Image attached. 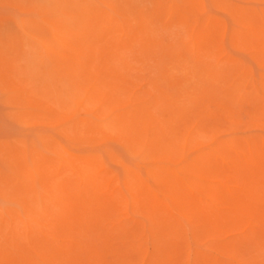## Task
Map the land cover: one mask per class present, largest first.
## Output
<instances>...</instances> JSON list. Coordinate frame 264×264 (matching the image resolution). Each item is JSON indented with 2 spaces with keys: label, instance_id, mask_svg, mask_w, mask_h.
<instances>
[{
  "label": "rangeland",
  "instance_id": "rangeland-1",
  "mask_svg": "<svg viewBox=\"0 0 264 264\" xmlns=\"http://www.w3.org/2000/svg\"><path fill=\"white\" fill-rule=\"evenodd\" d=\"M68 1L71 4L73 1V4L68 5ZM98 1L103 3L101 4ZM75 2L78 3L76 5L77 7L75 6ZM117 2L118 0H112V1L106 0V2L105 0L104 1L103 0H83V1L82 0L79 1L77 0H62V1L61 0H44V1L43 0H0V66L3 67V68L0 67V69L2 68L0 70V183L1 182L3 183L5 181L4 182L5 187L7 186V188H5L4 185H1L2 183L0 184V187L5 189L4 190L0 188L2 189L0 190V193L3 192V194L0 195V212L2 211L0 215V232H1L0 235L4 236V233L2 234V231L5 232V236L3 237V239L0 238V247H1L0 252L2 253L3 251V253H6V250H8L7 252L9 254L6 253L5 254L6 256L4 255L3 257H6L8 259V256L10 255V257L14 258V260L13 259L10 260L9 257L8 260L9 262L6 259V261L9 264H22L21 261L23 262V260L25 259H29L30 261L31 260L33 261L29 262V260L28 261L26 260L23 262V264H27L25 262H29V264L31 263L34 264L33 262L35 261L40 262V264L41 263L42 264L45 263L47 264H78L79 263L80 264V262L81 264H84L83 261H85V264L88 263L94 264V261L95 263L97 262V264H139V263L140 264L141 263L142 264H188V263L189 264H264V196H263L264 195V130H263L264 129V97H263L264 96V69H263L264 65L262 66V64H264V21H263L264 0H130L127 1L126 4H124L125 0L124 2H122V0L121 1L119 0V3L121 2L122 5ZM105 3H108L107 4L108 6L107 5L104 6ZM129 3L131 4V6H129ZM118 4L119 6L121 5L119 7L121 10L118 9ZM132 6L133 7L136 6V7L134 9H131L133 8ZM100 7L102 8V11ZM108 7L111 9H109ZM98 8L100 9L98 10ZM137 8L139 10H137ZM80 9H82L83 12ZM116 9L118 10V12L121 11V13L117 14L115 11ZM174 9L177 10L175 13H174L175 11ZM104 10L105 12H109L106 13L108 15H106L105 12L102 13ZM111 10L113 11V13H111L112 12ZM98 11H101V14L103 15H100V12ZM148 11L150 12L148 13ZM160 11L163 13L162 16H160L161 15ZM158 12L159 14L157 15ZM98 14L100 15V17L102 16L101 19L104 21H105L104 17L108 16L109 21L108 18H106L107 20L106 22H108L109 24L103 21L105 23L104 25V23H102V20L99 18ZM136 14L138 16H135ZM260 15H262V17ZM45 17L47 20L44 19ZM155 17L157 19H159V17L162 19L160 21L157 20ZM169 17L170 19L171 17L173 19L169 20L168 19ZM143 18L145 19V23ZM163 19H165L163 21L164 23L162 22ZM110 20L111 22H114L115 25L114 23H111ZM123 20L126 25L123 23ZM127 20L130 22V23L128 22V25H127ZM139 21L141 22V24ZM156 21H159L161 25L158 24V22ZM170 21L172 23H170ZM27 22L28 24L26 25ZM118 22L120 23V26L118 25L119 24ZM146 23L147 25L143 26ZM81 24H83L84 26ZM22 25L24 27L26 26L25 27L26 30L24 27H21ZM50 25L51 26L55 25L54 27L56 31L54 30V27L52 26L53 27L52 28ZM110 25H112L110 27L111 29L109 28ZM135 25L139 26L140 29L143 28L142 31L145 30L143 31L144 33H142L139 27ZM148 25L150 27L153 26L152 27L153 30L156 29L158 31L159 28H161V30L162 28H164L165 30L163 29L161 31L159 29L160 30L159 33L157 31H152L151 33L154 32V34L153 35L151 34L152 35L151 36L148 31L152 30V28L148 27ZM159 25L161 27H159ZM166 25L168 26V30H167L168 33L166 32L167 29ZM74 26L75 27L78 26V27L75 28ZM81 26H83L82 30H85L86 36L84 34V31L83 32L81 31ZM239 26L242 27L238 28ZM87 27L89 28V32L91 31V33L88 32V34H90L89 36L86 33L88 30ZM104 27L105 28L107 27L108 30L105 29ZM116 27H119V33L115 32L118 31ZM129 27H131V29H129ZM146 27L148 28L146 29ZM189 28H191L190 29L191 32L190 30H187ZM198 28H201L200 33ZM237 28L239 31L237 33H239L240 36H237L238 34L235 32ZM96 29H98V31ZM135 29H137L140 33ZM240 29L243 31H241ZM130 30L133 32V35L131 34ZM257 30H259V33H257L258 32ZM146 31L147 34H145ZM28 32L30 33L29 35ZM188 32L190 34H187ZM233 32L236 34H234ZM106 33L108 35H106ZM134 33L137 35H135ZM164 33L166 35L162 37ZM191 34L193 36H191ZM256 34L259 36L257 37ZM91 35L92 37L94 36L93 37L94 39L91 37ZM134 35L136 36V38L134 37ZM200 35L202 36L200 37ZM129 36L130 38H128ZM137 36L139 37L137 38ZM144 36L145 38H143ZM209 36L213 37L212 39L213 42L207 38ZM21 37L23 38L21 39ZM89 37L90 40L92 38L91 42L93 45L92 44L90 45L91 42H89L90 41ZM131 37H133V39H131ZM203 37H205L206 39ZM110 38L113 41H111ZM127 38L129 40H127ZM214 38L219 39L218 43L216 41L217 39L215 40ZM130 39L133 42H131ZM139 39L141 43L143 42L144 43L143 44L140 43L141 45H139L138 44L140 42ZM21 40L23 43L24 42L26 43L24 44L21 43L22 44L21 45L19 43L21 42ZM80 40L84 42V43L82 42V45H80L81 44ZM120 40L121 42L119 43ZM144 40H146L147 42ZM164 40L165 42H163ZM172 40L174 42L176 41L175 42L176 44ZM183 40L186 41L184 42ZM195 40L196 41L198 40V42H196ZM206 40L209 41V43L211 41L212 42L210 43L211 45H209V43H207ZM27 41H29L30 43ZM87 41L89 44L86 43L87 44L86 46L88 47L84 46L85 42ZM205 41L209 46L205 44ZM257 41L260 42L258 43ZM39 42H41L42 44ZM109 42L110 43L112 42L113 44L111 45ZM126 42L129 44L131 42L133 44H130V46H128ZM150 42H152L151 49L149 47ZM169 42L171 45L173 44L172 47H174L175 49L174 48L172 49L171 46L169 45L168 46L169 52H168L167 45ZM162 43L163 46L161 45ZM203 43L206 46H208V48L205 45H203ZM183 44L188 46L187 47L182 46ZM220 44H222L224 47H222ZM75 45H77L78 48L82 47L81 49H84L82 50V52L86 50V52H83L84 55L81 54L82 53L81 50L75 47ZM118 45H121V49H119L120 46ZM153 45L154 47L156 46V49L153 47ZM159 45H161L160 47L162 48V51L165 52V55L161 51ZM219 45L222 48L219 47ZM131 46L133 48H131ZM109 47L112 48L110 52H109L110 50ZM75 48L77 49V51L80 50L79 52L81 53L77 52ZM128 48L133 53L132 52L130 53L128 51L129 50ZM157 48L158 50L159 49L160 50L158 51ZM170 48L172 50H170ZM189 48H191L193 51H191V49ZM25 49L28 52H25L24 51ZM124 49L126 50V53H128L127 54L128 56L132 54L131 55L132 59H130L132 61L131 62L132 66L133 65L134 66L139 65V66L136 67L131 66V68H128L130 63L129 65H127L128 67L126 66V64L128 63H125V66L123 65L125 62L124 60L127 57L125 56L126 53L124 52ZM152 49L154 50L155 53L158 54V56L160 55V57H158L157 54H155ZM41 50H43L44 52H42ZM121 50L125 53V55L121 56L119 54L120 55L119 56L118 54H116L119 51H120L119 53H121L122 52ZM173 50H175L176 52L175 51L173 52ZM144 51H146L145 58L147 60L144 58L145 56ZM151 51L155 55L151 54L152 53ZM19 52L22 57H20ZM147 52L148 55L151 56L150 58L149 57L147 58L148 56ZM23 53H25V55ZM28 53H30V56ZM205 53L207 54L205 55ZM112 54L113 55L115 54V57L116 55H118L116 57L118 59L114 58ZM162 54H163V58L161 56ZM181 54L184 56H181ZM76 55L78 57H76ZM87 55L91 59V61L85 60L87 58L86 57ZM152 55L153 58L155 56L154 59L152 58ZM26 56H28L30 62L29 60L24 59V57L27 59ZM138 56L141 57L137 59ZM79 57L81 58L83 57L85 59L82 58L80 60ZM128 58L130 57H127L126 62H130ZM157 58L159 59V61L157 60ZM21 59L23 60L25 66L22 65L23 62ZM93 59H95L94 60L95 62L94 61L92 62ZM139 59L140 60L142 59L141 60L142 62H140ZM143 59H145L144 62ZM155 59L157 60V62ZM177 59H179L180 61H178ZM82 60H84L85 62H83ZM136 60L137 61L139 60L138 63L139 62L140 63L139 64L136 63L137 62ZM16 61L22 63H18L19 64L18 65ZM76 61H78V63ZM57 62H59V64ZM84 63L86 64L89 63L88 67ZM92 63L93 65H91ZM110 63H112V65L114 66H111ZM57 64L59 65V68ZM78 64L80 65V68H86L85 70L86 72L88 69L89 74L82 72L84 71L82 69L79 70L81 72H78L80 74H76L77 72L75 71L77 70L76 67L78 66L77 68L79 69ZM94 64L95 65L99 64V67H96L97 66L96 65L95 69L99 68L98 70L101 71L100 74L97 73L98 70L96 71V74L95 71L93 74V70H95ZM21 66L26 67V69L24 67L23 69ZM62 66H65L66 68L65 67L62 68ZM15 67L16 69L21 68L23 70L21 71V69H19L18 72H15L17 71ZM54 67L55 69L58 68L59 70L56 71V74L58 73L60 75L61 73L60 76L58 75L59 78H57L56 77L57 75H55V71L53 70ZM60 69H62V71ZM64 69L66 70L65 71L66 74L62 73ZM71 69L74 70V72ZM89 69H92V75H91V71L89 72ZM110 69L116 72L112 73ZM25 70L27 71V74ZM19 71L24 73L21 74V72ZM49 72L52 75L47 74ZM16 73L17 74L20 73V74L17 75ZM252 73L255 74L254 78L252 77ZM71 74H75L73 75L74 77ZM76 75H78L79 77H76ZM87 76L90 77L92 76L91 77L92 80L91 78L90 79L87 78ZM48 77H51L52 79L50 78L49 80ZM67 77L70 78H68L67 80L66 79ZM42 78L43 79L47 78V79L43 80ZM95 78L97 79V81H95L96 80ZM70 79L72 81H70ZM253 79L256 80L255 84ZM47 80H49L50 82L53 81L54 83L52 82V84H50V82ZM61 80L63 81L61 82ZM66 80L68 82L70 81L69 82L70 85L66 82ZM175 80H177L176 84L178 83L179 84L177 87H172L174 86L173 85L174 82L172 81ZM73 81H75L76 83ZM18 82L21 84H19ZM82 82L83 84L81 85L80 83ZM94 83L95 84L98 83V84H96L95 86ZM103 83L106 84V86H104ZM47 85L48 86L52 85V86H49L48 88ZM67 85L68 87H66ZM72 85H74V88L73 87L70 88ZM25 86L26 87L28 86V88H26ZM92 86L96 88L92 89L93 88ZM77 87L80 90L77 89ZM89 87L92 88L90 89ZM102 87L104 89H102ZM106 87L107 88L113 87V88L109 91V89H107ZM120 87H122L123 89L120 90L121 89ZM46 88L48 90H46ZM23 89L26 92L22 91ZM69 89H71V92ZM101 89L104 92L105 90L106 91L108 90V92H105L106 95L104 94V92H102L101 94ZM72 90L75 91V93L77 94L73 93ZM81 90L83 93L81 92ZM114 90H116L115 91L116 93L114 92ZM78 91L82 93V95L80 94L81 97L79 96ZM20 92L23 93L25 96L20 94ZM202 92L205 97L199 95ZM20 95L23 96V97L21 96V99H19ZM26 95L33 96L31 97L32 99L30 98V102H28L30 96H26ZM74 95L77 96V98ZM68 96L70 98H68ZM82 96L84 99L82 98ZM97 96L101 100H98ZM195 96L199 97L200 99L197 97L195 99ZM37 97H39V99ZM92 97H94L95 99ZM102 98L103 100L104 99L105 100L102 101ZM41 99L43 102L41 101ZM13 101L14 102L16 101L17 103L16 102L14 103ZM57 102L58 104L60 103L59 106H57L58 105ZM104 102L108 105L104 104ZM204 104L206 106H204ZM24 105L26 106L28 105V106L26 107ZM55 105L56 107H54ZM78 105L80 108L78 107ZM148 105L150 108L148 107ZM46 107H48V109ZM98 107L101 108L99 109ZM54 108H57L59 111ZM124 108L127 109L129 108L130 112H128L127 109ZM22 110H25V112H21ZM49 110L51 111L47 112ZM56 111L58 112V115ZM80 111L82 113H80ZM66 112L69 114V116ZM84 112L86 114L88 112V114H90L92 117L88 114L87 115L84 114ZM143 112H145V114ZM22 113H25V116L24 114L22 115ZM41 113L44 114L47 113V114L43 116L44 114L41 115ZM59 113L62 115L63 118L64 117L66 118V116L68 117L66 119L65 118L62 119ZM95 113H97V115ZM104 113L106 114L104 115ZM39 114L40 116H38ZM110 114L112 115L109 117ZM54 115L55 117H57L56 119L58 120V123L56 119H54L55 121L51 120L52 123H50L51 121H49V119L55 118ZM93 115L97 116V118L94 119L95 116L93 117ZM59 116L61 119L59 118ZM110 118L113 119H111L110 121L109 120ZM143 119L146 120L143 121ZM69 122L71 126L70 124H68ZM47 123L49 124L50 127L48 126ZM143 125H145V127ZM58 126L60 129L58 128ZM74 126L75 129H73ZM124 126H128V128H130L128 129L129 132H127V129H125L126 127ZM43 127L45 130L46 129L48 130H46V132L44 131V129L39 131ZM71 127L73 131L70 129ZM135 127L137 128V130L139 129V131H137ZM80 130L82 133L79 132ZM90 130L94 132L91 131L92 132L91 133ZM70 131H72L74 135ZM106 131L107 134L109 133L108 135H106ZM78 132L81 134H79ZM185 132H188L187 133L188 135ZM226 132L228 135L226 134ZM75 133H76V137L79 136L80 138L79 137L76 138ZM92 134L93 135L96 134V136L99 135L97 137L98 139L96 138V136H92ZM103 134L106 136H103ZM59 135L63 138H61ZM72 135L75 137V139L74 137L72 138ZM88 135L90 136L88 137ZM141 135L143 136L145 135V136L143 137ZM84 136L88 138H85ZM126 136L127 138L130 137L131 138L127 140ZM134 136H136L137 138L139 137L140 140L138 139L139 141H137V138ZM99 137H101V139ZM39 138H41L42 140ZM82 138L83 140H81ZM76 139L77 140L79 139V141H76ZM106 139H108L109 141ZM181 139L182 141L184 139V141L182 142ZM66 140L69 141L67 142ZM70 140H74V142H71ZM35 141L37 143L39 141L41 146H39V144L37 145ZM129 141H130L129 143L130 145L128 144ZM63 142L67 144L64 143L65 144L64 145ZM75 142L77 144H75ZM198 142L201 143L199 144ZM51 143L54 145V147ZM78 143L80 145H78ZM106 143H108L109 145H107ZM144 143H146L147 145H145ZM179 143L181 144V146ZM196 143H198L200 146ZM68 144L70 147L68 146ZM105 144L108 146V149ZM195 144L199 146V148L196 147ZM50 145L51 148L49 147ZM99 145H103V146H99ZM205 145L207 146L204 148L203 146ZM27 146L29 147L31 146L30 148L31 149L34 148V149L29 150V147L27 149ZM38 146L39 148L41 147L42 148L39 149ZM94 146H96L95 153L96 154L98 153L97 154L98 156L95 153H93ZM109 146H111V148ZM183 146L184 148L186 147L184 149L185 151H183L182 148ZM194 146L196 149H193ZM97 147H99L98 150L101 151L103 154L97 150ZM188 147H190V149ZM22 148L24 150H22ZM47 148L48 150L51 151L46 150ZM18 151H20L19 154L22 159L18 157L16 153ZM49 152L50 153L52 152L53 155L49 154ZM62 152H64L67 156L62 155ZM143 152L145 155H143ZM154 152L157 153L155 159L152 157V155H155ZM159 152H161V154ZM27 153L29 154V156L31 155V157L27 156L28 155ZM48 155L51 157V159L50 157H48ZM86 155L88 158L86 157ZM92 155L96 156V157L93 156V161L96 164L94 162L92 164L91 163L92 161H90L92 160L91 158ZM54 156H58L60 159ZM218 156H220V158ZM73 157L78 161L75 160L76 161L75 162L73 160ZM29 158H31V161ZM167 158H169V160ZM193 158L194 160H192ZM56 159L59 163H57ZM114 159L119 164L121 163L126 164L124 165L126 167V170L131 172L128 173L132 174L133 172V174L137 176L136 177L133 175L134 178L137 179L138 175L140 177L143 175L141 177V180L137 179V181L140 180L138 182L139 185H137L138 184L136 183L137 181L135 182L136 179L131 178L133 176L129 175L127 171L123 169L124 166L122 164L120 166L119 164H117V162H116L117 165L114 163L115 162ZM141 159L143 160V162L144 161L146 162L140 163ZM96 160L99 161L97 162ZM119 160L121 163L119 162ZM188 160H192V161L188 162ZM169 161H174V163H170ZM186 161L188 163H186ZM63 162L69 163L68 165H70V166H66L67 171L65 170V166H63L64 164ZM100 162L101 165H99ZM132 162L133 163L136 162V163L133 164ZM192 162H194L195 164H193ZM55 163H57L58 168L57 165H53V166L51 165ZM66 163L64 165H67ZM130 163H132V165ZM72 164L75 166L76 169L73 167ZM140 164L141 166H139ZM32 165L33 166L35 165L33 167L34 169H36L35 172L34 169L30 168L32 167ZM180 166H182L184 169L187 168V170L183 171L184 169ZM63 167L64 169H62ZM120 167L123 170H121ZM139 167L140 168L143 167L144 169L142 168L141 170ZM148 167L150 169H148ZM160 167L161 168L163 167V169H160ZM179 167L182 168V170ZM55 168L59 170L56 171L57 169L55 170ZM144 170L147 172L144 173L145 172ZM28 171L30 175L29 173H27ZM73 171L75 173H73ZM77 172H79L80 174H78ZM136 172H138V174H136ZM40 173H42L43 175L44 174L47 175V177L49 179L51 178V180H48V182H46L48 178L45 175L44 176L42 174L40 175ZM60 173H62V175ZM121 173H122V178L120 176ZM8 174L11 175V177L15 176L16 178L14 177V179L16 181L13 179L12 181L14 182L11 183L12 182L11 179L13 177L10 178ZM146 174L148 176H146ZM25 175L27 176L25 177ZM37 175H39L40 177H37ZM4 176L6 177V180ZM23 176L24 178H26L27 185L24 184L25 179H23ZM111 177L113 178L110 179ZM37 178L39 179L38 181ZM202 179L204 180L203 182H201ZM23 180L24 182H22ZM126 180L127 182L125 183ZM18 181L22 183L19 184L20 182L18 183ZM39 181L41 185H39ZM43 181H45L46 185L48 184L47 187H45V190L42 189V187L44 188V186H46ZM205 181L207 182V184ZM35 182H38V184H36ZM217 182H219L220 184ZM148 183H152V184H148ZM126 184L129 185V187L130 185H133L131 186L132 188L129 189L130 192L127 189L129 187L128 186L126 187ZM11 185L15 186V188L13 189L12 188L13 186ZM28 185H30V187ZM21 186L24 192L28 190V189L26 190L25 188H29L30 191L26 193L22 192L21 190H19ZM17 187L20 188L18 189ZM72 188L73 189L75 188L74 190L77 189L76 191L78 193H76V191H74ZM83 188H85L86 190H84ZM111 189L113 190L111 191ZM7 190L9 192H7ZM156 190H158V192ZM45 191H49V193ZM4 192L5 194L7 193L9 194L5 196ZM20 192L22 194H20ZM29 192L30 193L35 192L34 193L35 195H32ZM123 192L125 193V196ZM10 194H12L10 196L11 199L9 198ZM27 194H30L32 197ZM60 195H64V196H60ZM157 196H159V198ZM198 196L200 198H198ZM5 197H8L10 200L4 201L3 198L5 200L8 199ZM43 197L45 198L43 199ZM51 197L53 198L54 201L52 200ZM68 197L70 200L74 199L73 201H75L76 203L72 201V204L75 207L68 206L69 205L68 203L71 204ZM21 198H23L24 200ZM62 198L64 202L68 201L66 207L69 208V211L68 208L67 209L64 208L66 203L62 201ZM202 199L204 201H202ZM56 200H58L59 202L58 201H57L58 203L55 202ZM60 201L61 203H64L63 204L64 207L61 205ZM134 201L137 202L135 203ZM125 202L128 205L125 204ZM35 203L38 206H36ZM40 203L42 204V206ZM50 203L54 204V206ZM31 205H33V208H31L32 207ZM6 206L10 208V209L7 208L8 211L5 210ZM125 206L127 208H125ZM20 207L23 209L25 207V209L22 211ZM59 207L64 208V210L68 212H65L62 208ZM70 207L74 208L75 210L74 209L73 210L75 212ZM35 208L38 209V211L40 212H38L37 210L35 212ZM57 209L58 210L62 209L63 214L64 213L67 214L63 215L62 210L58 211L57 213H54V211L56 212ZM20 210L22 211V213ZM70 210H72V213H69ZM135 210H137V212ZM29 211L30 212L32 211L31 216H29L31 214ZM46 211H49L51 213L49 212L47 213ZM16 212H18L19 216L17 215ZM37 212L40 214H37ZM58 213H60L59 214L60 216L62 214L60 220L59 218H57L60 217L58 216ZM133 213H136L137 215ZM142 213L145 214L142 215ZM48 214L50 217H48ZM50 214L51 215L57 214V215H53L54 216L53 217ZM33 215L35 216V220L37 219V217L41 216L39 217L41 221H39V219H37L38 221H35L33 219L34 218ZM44 215L47 220L43 219ZM17 216L18 218H16ZM27 216L30 218H28ZM145 216L146 217L149 216V217L146 218ZM49 218L51 220L58 219V221L56 222L54 221L52 222L53 224H51ZM42 219L44 220L45 223H43ZM29 221L32 222V225L29 224L30 223ZM17 222L18 224H16ZM44 224H47V226L48 224H51L49 225V228L45 227L48 229L46 231L45 228L42 227L44 226ZM4 225L5 227L6 225H8L9 228L7 227L3 228ZM51 226L53 227L54 230L53 233L50 232L51 230L50 228H52ZM190 226H192L195 229L193 228L190 229ZM34 228L39 230V232L41 233L40 234L37 230H35L36 235L37 233L40 234L39 236L37 235L40 238V240L35 235L34 230H32ZM16 229H18L17 231L19 233L16 231ZM84 230L85 231L87 230L86 233L88 234H86ZM193 231H195V233H193ZM49 232L51 233L50 235ZM47 233L48 235H46ZM226 234H228V236H226ZM11 235L13 237H11ZM41 235L42 238L45 239V241H43ZM35 236L37 239L35 238ZM10 237L12 239H10ZM23 237L26 240L22 239ZM45 237H48L50 239L48 238L46 239ZM7 239L13 240L12 244L9 243L10 241H7ZM32 240L37 242L35 247L32 246L33 245ZM6 241L10 245L6 244ZM47 242L49 243L47 244ZM26 243L29 247L27 245H24ZM51 244H53L54 246ZM3 245H5L6 248L5 246L3 247ZM9 246L11 247L13 246L12 247L13 249L12 248L8 249ZM26 246L28 247V249L26 248ZM188 246H189V250L187 249ZM16 247L18 249H16ZM36 247L39 248V250L36 251L38 253L34 251ZM20 248H22L25 251V253L23 252V255L20 252L22 251V249ZM24 248H26L29 253L28 252L26 253V250ZM11 249L14 250V253ZM42 250L46 252H43L44 253L43 254L41 252ZM39 251L41 252V254H39L40 253ZM19 252H20L19 257L20 255H22L20 258H18ZM97 252L98 254H96ZM1 253H0V257H1L0 260L2 262L0 264H4L5 260L2 257L3 254L1 255ZM10 253H12L13 255L15 254V256H11ZM25 254L28 255L30 254L29 256L31 255L32 256L26 258ZM34 255H38V256L34 257ZM40 255L42 259L43 257H46L44 258V263L43 260L40 258ZM48 255H50L49 258H47ZM72 255L75 256V261ZM24 257L25 259L22 260V258ZM16 259L19 260L18 261L19 263L17 261L15 262ZM78 260L80 262H78ZM36 262L35 264H39Z\"/></svg>",
  "mask_w": 264,
  "mask_h": 264
},
{
  "label": "bare ground",
  "instance_id": "bare-ground-1",
  "mask_svg": "<svg viewBox=\"0 0 264 264\" xmlns=\"http://www.w3.org/2000/svg\"><path fill=\"white\" fill-rule=\"evenodd\" d=\"M43 1H44V0H43ZM61 1H62V0H61ZM77 1H79V0H77ZM82 1H83V0H82ZM103 1H104V0H103ZM111 1H112V0H111ZM120 1H121V0H120ZM127 1H130V0H127ZM127 1L125 0V2H124V0H122V2H124V4H126ZM36 2H37V1H36ZM63 2H64V1H63ZM70 2H71V1H70ZM98 2H100V1H98ZM98 2H97V3H98ZM105 2H106V0H105ZM41 3H42V2H41ZM44 3H45V2H44ZM55 3H56V2H55ZM100 3L102 4L103 2H100ZM108 3H109V2H108ZM108 3H105L104 6L107 5ZM117 3H119V0H118ZM64 4H65V3H64ZM70 4H71V3H69V1H68V5H70ZM72 4H73V1H72ZM72 4H71V5H72ZM77 4H78V3L75 2V6H76ZM113 4H114V3H113ZM119 4H121V2H120ZM119 4H118V9L121 10L119 7H120L122 4H121L120 6H119ZM127 4H128V3H127ZM171 4H172V3H171ZM42 5H43V4H42ZM134 5H135V4H134ZM49 6H50V5H49ZM51 6H52V5H51ZM88 6H89V5H88ZM102 6H103V5H102ZM107 6H108V5H107ZM107 6H106V7H107ZM129 6H131L130 3H129ZM138 6H139V5H138ZM172 6H173V5H172ZM179 6H180V5H179ZM47 7H48V6H47ZM59 7H60V5H59ZM76 7H77V6H76ZM111 7H112V6H111ZM132 7H133V6H132ZM135 7H136V6H135ZM135 7L131 8V9H134ZM44 8H45V7H44ZM92 8H93V7H92ZM100 8H101V7H100ZM100 8H98V10H99ZM108 8H109V7H108ZM115 8H117V7H115ZM115 8H113V9H115ZM171 8H172V7H171ZM57 9H58V8H57ZM93 9H94V8H93ZM104 9H105V8H104ZM109 9H111V8H109ZM113 9H112V10H113ZM47 10H48V8H47ZM80 10H82V9H80ZM83 10H84V8H83ZM83 10H82V12H83ZM112 10H111V11H112ZM137 10H139V9L137 8ZM170 10H171V9H170ZM174 10H175V11H174V13H175L177 10H176V9H174ZM43 11H44V10H43ZM101 11H102V8H101ZM101 11H98V12H100V15H103V14H101ZM106 11H107V9H106ZM115 11H116L117 14H118V13H121V11L118 12L117 9H116ZM115 11H114V12H115ZM133 11H134V10H133ZM146 11H147V10H146ZM181 11H182V10H181ZM104 12H105V10H104L102 13H104ZM136 12H137V11H136ZM140 12H141V11H140ZM149 12H150V11H148V13H149ZM160 12H161V11H160ZM45 13H47V12H45ZM80 13H81V11H80ZM106 13H109V12H105V14H106ZM111 13H113V11H112ZM146 13H147V12H146ZM164 13H165V12H164ZM36 14H37V13H36ZM134 14H135V12H134ZM152 14H153V13H152ZM158 14H159V12L157 13V15H158ZM160 14H161L160 16H162L163 13L161 12ZM168 14H169V13H168ZM260 14H261V13H260ZM37 15H38V14H37ZM37 15H36V17H37ZM43 15H44V14H43ZM93 15H94V13H93ZM98 15H99V14H98ZM100 15H99V18L101 19L102 16L100 17ZM106 15H108V14H106ZM115 15H116V14H115ZM119 15H121V14H119ZM150 15H151V14H150ZM155 15H156V14H155ZM45 16H46V15H45ZM74 16H75V15H74ZM111 16H112V14H111ZM117 16H118V15H117ZM135 16H138V15L136 14ZM140 16H141V15H140ZM173 16H174V15H173ZM173 16H172V17H173ZM260 16L262 17V15H260ZM48 17H49V16H48ZM59 17H60V16H59ZM94 17H95V16H94ZM123 17H124V16H123ZM142 17H143V16H142ZM172 17H171V19H173L175 16H174L173 18H172ZM39 18H41V17H39ZM39 18H38V19H39ZM96 18H97V16H96ZM106 18H108V16H107V17H104L105 21L101 19V20H102V23H104V22L107 21ZM111 18H112V17H111ZM113 18H114V16H113ZM127 18H128V17H127ZM135 18H136V17H135ZM145 18H146V17H145ZM155 18H156V17H155ZM155 18H154V19H155ZM44 19H46V17H45ZM50 19H52V18H50ZM84 19H85V18H84ZM94 19H95V18H94ZM118 19H119V18H118ZM125 19H126V18H125ZM125 19H124V20H125ZM136 19H137V18H136ZM143 19H144V18H143ZM156 19H157V18H156ZM161 19H162V18L159 17V19H157V20H160V21H161ZM168 19L171 20L170 17H169ZM35 20H36V19H35ZM46 20H47V19H46ZM48 20H49V19H48ZM76 20H77V19H76ZM85 20H86V19H85ZM112 20H113V19H112ZM124 20H123V23L125 24ZM129 20H131V19H129ZM137 20H138V19H137ZM164 20H165V19H163L162 22H163ZM31 21H32V19H31ZM51 21H52V20H51ZM67 21H69V20H67ZM103 21H104V22H103ZM108 21H109V18H108ZM120 21H121V20H120ZM140 21H141V20H140ZM140 21H139V22H140ZM148 21H149V20H148ZM263 21H264V20H263ZM21 22H22V21H21ZM34 22H35V21H34ZM79 22H80V21H79ZM79 22H78V23H79ZM89 22H90V21H89ZM99 22H100V21H99ZM110 22H111V20H110ZM128 22H129V21L127 20V25H128ZM156 22H158V24H160L159 21H156ZM156 22H155V23H156ZM162 22H161V23H162ZM31 23H32V22H31ZM40 23H41V21H40ZM45 23H46V22H45ZM58 23H59V20H58ZM58 23H57V24H58ZM106 23H108V22H106ZM111 23H114V22H111ZM111 23H110V24H111ZM116 23H117V22H116ZM118 23H119V22H118ZM121 23H122V22H121ZM129 23H130V22H129ZM144 23H145V19H144ZM144 23H143V24H144ZM148 23H149V22H148ZM151 23H152V21H151ZM153 23H154V22H153ZM163 23H164V22H163ZM165 23H166V22H165ZM170 23H172V22L170 21ZM192 23H193V22H192ZM237 23H238V21H237ZM21 24H22V23H21ZM27 24H28V22L26 23V25H27ZM43 24H44V23H43ZM52 24H53V22H52ZM68 24H69V22H68ZM68 24H67V25H68ZM108 24H109V23H108ZM124 24H123V25H124ZM140 24H141V22H140ZM193 24H194V23H193ZM193 24H191V25H193ZM205 24H207V23H205ZM208 24H209V23H208ZM32 25H33V24H32ZM32 25H31V26H32ZM79 25H80V24H79ZM81 25H83V24H81ZM85 25H86V24H85ZM88 25H89V24H88ZM104 25H105V23H104ZM114 25H115V23H114ZM118 25L120 26V23H119ZM125 25H126V24H125ZM146 25H147V23H146L145 25H143V26H146ZM160 25H161V24H160ZM160 25H159V27H161ZM163 25H165V24H163ZM194 25H195V24H194ZM237 25H240V24H237ZM33 26H34V25H33ZM50 26H51V25H50ZM52 26H53V25H52ZM52 26H51V27H52ZM54 26H55V25H54ZM54 26H53V27H54ZM61 26H62V25H61ZM83 26H84V25H83ZM83 26H81V31H82V32L84 31V34H85V30H82V27H83ZM111 26H112V25H110L109 28H110ZM135 26H137V25H135ZM166 26H167V25H166ZM171 26H172V24H171ZM21 27H24V26L22 25ZM25 27H26V26H25ZM25 27H24V28H25ZM48 27H49V26H48ZM53 27H52V28H53ZM63 27H64V25H63ZM74 27H75V26H74ZM76 27H78V26H76ZM76 27H75V28H76ZM90 27H91V25H90ZM122 27H123V26H122ZM137 27H139V26H137ZM148 27H150V26L148 25ZM148 27H146V29H147ZM152 27H153V26H151L150 28H152ZM154 27H155V25H154ZM157 27H158V26H157ZM195 27H196V26H195ZM204 27H205V26H204ZM241 27H242V26H239L238 28H241ZM257 27H258V26H257ZM24 28H23V29H24ZM28 28H29V27H28ZM28 28H27V29H28ZM58 28H59V27H58ZM87 28H88V27H87ZM104 28H105V27H104ZM104 28H103V29H104ZM135 28H136V27H135ZM201 28H202V27H201ZM201 28H198V29H199V33H200V29H201ZM238 28H237L236 31L234 30L236 33L239 32V31H238ZM259 28H260V27H259ZM23 29H22V30H23ZM77 29H78V28H77ZM85 29H86V28H85ZM93 29H94V28H93ZM99 29H102V28H99ZM105 29H107V27H106ZM110 29H111V28H110ZM110 29H109V30H110ZM116 29H118V31H115V32L119 33V27H116ZM116 29H115V30H116ZM129 29H131V27H129ZM137 29H138V28H137ZM137 29H135V30L138 31V30L140 29V27H139L138 30H137ZM142 29H143V28H142ZM142 29H140V30L142 31ZM159 29L161 30V28H159ZM159 29H158V31H157L156 29L153 30V28H152V30H150V31H148V32L150 33V35H151V34L153 35L154 32H153V33H151V32H152V31H157V32L159 33V31H160ZM163 29H164V28H162V30H163ZM169 29H170V28H169ZM190 29H191V28H189V29H187V30H190ZM25 30H26V28H25ZM54 30H55V27H54ZM78 30H79V29H78ZM86 30H87V29H86ZM90 30H91V29H90ZM96 30L98 31V29H96ZM96 30H95V31H96ZM107 30H108V29H107ZM113 30H114V29H113ZM124 30H125V29H124ZM135 30H134V31H135ZM140 30H139V31H140ZM162 30H161V31H162ZM164 30H165V29H164ZM167 30H168V26H167V29H166V32L168 33ZM240 30H241V29H240ZM245 30H246V29H245ZM52 31H53V30H52ZM55 31H56V30H55ZM79 31H80V30H79ZM81 31H80V32H81ZM92 31H93V30H92ZM100 31H101V30H100ZM127 31H128V30H127ZM130 31H131V30H130ZM139 31H138V32H139ZM143 31H145V30H143ZM143 31H142V33H144ZM169 31H170V30H169ZM193 31H194V30H193ZM241 31H243V30H241ZM257 31H258L257 33H259V30H257ZM12 32H13V31H12ZM22 32H23V31H22ZM88 32H89V28H88V30H87L86 33L88 34ZM102 32H103V31H102ZM102 32H101V33H102ZM104 32H105V30H104ZM109 32H110V31H109ZM128 32H129V31H128ZM166 32H165V33H166ZM190 32H191V30H190ZM195 32H196V31H195ZM203 32H204V31H203ZM53 33H54V32H53ZM89 33H91V31H90ZM107 33H108V31H107ZM107 33H106V35H108ZM126 33H127V32H126ZM129 33H130V32H129ZM139 33H140V32H139ZM155 33H156V32H155ZM165 33H164V35L162 34L163 36H162V35H161V36L164 37V36L167 34V33H166V34H165ZM193 33H194V32H193ZM210 33H212V32H210ZM233 33H234V32H233ZM236 33H234V34H236ZM240 33H241V32H240ZM29 34H30V33L28 32V35H29ZM81 34H82V33H81ZM113 34H114V32H113ZM127 34H128V33H127ZM131 34L133 35V32H132V31H131ZM134 34H135V33H134ZM145 34H147V31L145 32ZM187 34H190V33L188 32ZM237 34H238L237 36H240L239 33H237ZM89 35H90V34H88V36H89ZM128 35H129V34H128ZM135 35H137V34H135ZM135 35H134V37L136 38ZM139 35H140V34H139ZM152 35H151V36H152ZM156 35H157V34H156ZM197 35H198V33H197ZM197 35H196V36H197ZM256 35H257V34H256ZM30 36H31V35H30ZM85 36H86V34H85ZM111 36H112V35H111ZM114 36H115V35H114ZM151 36H150V37H151ZM154 36H155V35H154ZM159 36H160V35H159ZM187 36H188V35H187ZM191 36H193V35L191 34ZM201 36H202V35H200V37H201ZM258 36H259V35H257V37H258ZM31 37H32V36H31ZM54 37H55V35H54ZM80 37H81V36H80ZM91 37H92V35H91ZM93 37H94V36H93ZM93 37H92V38H93ZM116 37H117V36H116ZM138 37H139V36H137V38H138ZM156 37H157V36H156ZM184 37H185V36H184ZM198 37H199V35H198ZM209 37H212V36H209ZM209 37H207V38L210 39V40L213 42V40H212L213 37H212V38H209ZM22 38H23V37H21V39H22ZM32 38H33V37H32ZM35 38H36V37H35ZM92 38H91V40H92ZM105 38H106V37H105ZM128 38H130V36H129ZM128 38H127V40H129ZM135 38H134V39H135ZM143 38H145V36H144ZM154 38H155V37H154ZM170 38H173V37H170ZM189 38H190V37H189ZM192 38H193V37H192ZM195 38H196V37H195ZM203 38H205V37H203ZM33 39H34V38H33ZM37 39H38V38H37ZM93 39H94V38H93ZM131 39H133V37H131ZM131 39H130V40H131ZM140 39H141V38H140ZM140 39H139V41H140ZM146 39H147V37H146ZM151 39H152V38H151ZM162 39H163V38H162ZM193 39H194V38H193ZM205 39H206V38H205ZM214 39L216 40L217 38H214ZM27 40H28V39H27ZM35 40H36V39H35ZM78 40H79V39H78ZM89 40H90V37H89ZM89 40H88V41H89ZM91 40H90L89 42H91ZM96 40H97V39H96ZM96 40H95V42H96ZM110 40L113 41L111 38H110ZM122 40H123V38H122ZM157 40H158V39H157ZM165 40H166V39H165ZM165 40H164L163 42H165ZM167 40H168V39H167ZM191 40H192V39H191ZM198 40H200V39H198ZM198 40H197V41L195 40V41L198 42ZM215 40H214V41H215ZM36 41H37V40H36ZM57 41H58V40H57ZM60 41H61V40H60ZM80 41H81V40H80ZM88 41L85 42V45H84V46H86L87 44H89ZM114 41H115V39H114ZM135 41H136V40H135ZM139 41H138V42H139ZM144 41H146V40H144ZM172 41H173V40H172ZM183 41H184V40H183ZM185 41H186V40H185ZM185 41H184V42H185ZM206 41H207V40H206ZM206 41H205V44L208 45L207 43H209V41H207V43H206ZM211 41H210V43H212ZM216 41H217V43H218L219 39H217ZM27 42H29V41H27ZM37 42H38V41H37ZM82 42H83V41H81V44H80V45H82ZM95 42H94V43H95ZM120 42H121V40L119 41V43H120ZM122 42H123V41H122ZM131 42H133V41L131 40ZM131 42H130V44H133V43H131ZM146 42H147V41H146ZM152 42H153V40H152ZM152 42H150V44L148 43V44L150 45V46H149L150 49H151V45H152L151 43H152ZM173 42H174V41H173ZM175 42H176V41H175ZM175 42H174V43H175ZM188 42H189V41H188ZM190 42H191V41H190ZM257 42L259 43L260 41H257ZM19 43H20V44L23 43L22 40H21V42H19ZM24 43H26V42H24ZM24 43H23V44H24ZM29 43H30V42H29ZM39 43H41V42H39ZM61 43H62V42H61ZM83 43H84V42H83ZM86 43H87V44H86ZM109 43H110V42H109ZM116 43H117V41H116ZM140 43H141V41H140L138 44L141 45V44H143L144 42L141 43V44H140ZM154 43H155V42H154ZM160 43H161V42H160ZM210 43H209V45H211ZM219 43H220V42H219ZM255 43H256V42H255ZM27 44H28V43H27ZM41 44H42V43H41ZM62 44H63V43H62ZM91 44H92V42L90 43V45H91ZM110 44L112 45L113 43L111 42ZM123 44H124V43H123ZM126 44H127L128 46H130L129 43L126 42ZM136 44H137V43H136ZM164 44H165V43H164ZM175 44H176V43H175ZM186 44H187V43H186ZM188 44H189V43H188ZM205 44L203 43V45H205ZM213 44H214V43H213ZM213 44H212V45H213ZM21 45H22V44H21ZM25 45H26V44H25ZM32 45H33V44H32ZM43 45H45V44H43ZM80 45H79V46H80ZM90 45H89V46H90ZM92 45H93V44H92ZM101 45H102V44H101ZM107 45H108V44H107ZM127 45H126V47H127ZM139 45H138V46H139ZM146 45H147V44H146ZM154 45H156V44H154ZM154 45H153V47H154ZM161 45L163 46V43H162ZM161 45H159V47H160ZM169 45L171 46L172 49L174 48V47H172L173 44L171 45L170 42H169L168 45H167V49H168V46H169ZM192 45H193V44H192ZM206 45H205V46H206ZM209 45H208V46H209ZM220 45H221L222 47H224L222 44H220ZM220 45H219V47H221ZM258 45H259V44H258ZM113 46H115V45H113ZM116 46H117V44H116ZM118 46H120L119 49H121V45H118ZM123 46H124V45H123ZM138 46H137V49H138ZM182 46H186V45L183 44ZM187 46H188V45H187ZM187 46H186V47H187ZM195 46H196V44H195ZM201 46H202V44H201ZM205 46H204V47H205ZM208 46H206V47L208 48ZM216 46H217V45H216ZM23 47H24V46H23ZM28 47H29V46H28ZM45 47H46V46H45ZM75 47H77V45H75ZM86 47H88V46H86ZM101 47H103V46H101ZM107 47H108V46H107ZM110 47H111V46H110ZM110 47H109V48H110ZM144 47H145V45H144ZM147 47H148V46H147ZM157 47H158V45H157ZM165 47H166V46H165ZM186 47H185V48H186ZM190 47H191V46H190ZM213 47H215V46H213ZM222 47H221V48H222ZM19 48H20V47H19ZM47 48H48V47H47ZM77 48H78V47H77ZM81 48H82V47H81ZM81 48H78V49H80L81 52H82V50H84V49H81ZM114 48H116V47H114ZM131 48H133V47L131 46ZM134 48H135V47H134ZM154 48L156 49V46H155ZM154 48H153V49H154ZM163 48H164V47H163ZM171 48H170V50H172ZM211 48H212V47H211ZM217 48H218V47H217ZM221 48H220V49H221ZM48 49H49V48H48ZM75 49H76V48H75ZM75 49H74V50H75ZM107 49H108V48H107ZM128 49H129V48H128ZM144 49H145V48H144ZM153 49H152V50H153ZM160 49H161V51H162V48H161V47H160ZM160 49H159V50H160ZM174 49H175V48H174ZM189 49H191V48H189ZM213 49H215V48H213ZM223 49H224V48H223ZM51 50H52V49H51ZM80 50L77 51V49H76L77 52H79ZM103 50H104V48H103ZM111 50H112V48H110L109 52H110ZM122 50H123V47H122ZM122 50H121V51H122ZM133 50H135V49H133ZM141 50H142V49H141ZM147 50H148V49H147ZM147 50H146V51H147ZM157 50H158V48H157ZM159 50H158V51H159ZM165 50H166V49H165ZM186 50H187V49H186ZM203 50H204V49H203ZM24 51H25V52H28V51H26V49H25ZM41 51L44 52L43 50H41ZM53 51H54V50H53ZM128 51H129L130 53L132 52V51H130V49H129ZM146 51H144L145 56L142 55V56H144V58L146 57V53H145ZM174 51H175V50H173V52H174ZM178 51H179V50H178ZM191 51H193V50L191 49ZM191 51H190V52H191ZM209 51H210V50H209ZM220 51H221V50H220ZM224 51H225V50H224ZM31 52H32V50H31ZM39 52H40V51H39ZM49 52H51V51H49ZM69 52H70V51H69ZM81 52H79V53H81ZM83 52H86V50L83 51ZM83 52H82L81 54H83ZM112 52H113V51H112ZM119 52H120V51H119ZM119 52L116 53V54H118V55L120 54L121 56H123V55H125L126 50L124 49V52H125V53L122 51V52H123V53L121 52L122 54L119 53ZM151 52H152V51H151ZM153 52H154V50H153ZM153 52H152L151 54H154V53H155V52H154V53H153ZM162 52H163V51H162ZM162 52H161V53H162ZM168 52H169V49H168ZM175 52H176V51H175ZM182 52H183V51H182ZM188 52H189V51H188ZM33 53H34V52H33ZM55 53H57V52H55ZM71 53H72V52H71ZM73 53H74V51H73ZM79 53H78V54H79ZM132 53H133V52H132ZM149 53H150V51H149ZM163 53H164V55H165V52H163ZM186 53H187V52H186ZM208 53H209V52H208ZM224 53H225V52H224ZM224 53H223V54H224ZM257 53H258V52H257ZM23 54L25 55V53H23ZM28 54H29V56H30V53H28ZM28 54H27V55H28ZM58 54H59V53H58ZM60 54H61V53H60ZM76 54H77V53H76ZM127 54H128V53H126L125 56L130 57V58H128L130 62H126V59H127V57H126V59L124 60L125 62H124L123 65L125 66V63H128V64H126V66H127V65H129V63H130L129 67H128V66H127V67H128V68H131V66H132V63H131V62H132V61H131L130 59H132V57H131L132 54H131L130 56H128ZM134 54H135V53H134ZM139 54H140V53H139ZM139 54H138V55H139ZM155 54H157V53H155ZM155 54H154V55H155ZM159 54H160V52H159ZM173 54H174V53H173ZM190 54H191V53H190ZM193 54H194V53H193ZM206 54H207V53H205V55H206ZM259 54H260V52H259ZM19 55H20V52H19ZM33 55H34V54H33ZM37 55H38V54H37ZM41 55H42V53H41ZM70 55H71V54H70ZM74 55H75V54H74ZM83 55H84V54H83ZM118 55H116V57H117ZM120 55H119V56H120ZM147 55H148V52H147ZM174 55H175V54H174ZM187 55H189V54H187ZM17 56H18V55H17ZM62 56H63V55H62ZM112 56H114V58H116V57H115V54H114V55L112 54ZM134 56H135V55H134ZM134 56H133V57H134ZM157 56H158V54H157ZM157 56H156V57H157ZM161 56H162V58H163V54H162ZM168 56H169V55H168ZM179 56H180V55H179ZM181 56H184V55L181 54ZM223 56H224V55H223ZM20 57H22V56L20 55ZM26 57H27V59H26L25 57H24V59H25V60H29V59H28V56H26ZM64 57H65V56H64ZM76 57H78V56L76 55ZM76 57H75V59H76ZM86 57H87L86 59L83 58V57H82V58L85 59V60H87V61H91V59L88 57V55H87ZM109 57H110V55H109ZM140 57H141V56H138L137 59L140 58ZM148 57L150 58L151 56L148 55L147 58H148ZM158 57H160V55H159ZM16 58H17V57H16ZM65 58H66V57H65ZM79 58H80V60L82 59L81 57H79ZM88 58H89V59H88ZM91 58H92V57H91ZM152 58H153V55H152ZM154 58H155V56H154ZM154 58H153V59H154ZM185 58H186V57H185ZM206 58H207V57H206ZM218 58H219V57H218ZM110 59H111V57H110ZM116 59H118V58H116ZM121 59H122V58H121ZM133 59H134V58H133ZM145 59H146V58H145ZM145 59H143V62H144ZM153 59H152V60H153ZM175 59H176V58H175ZM182 59H183V58H182ZM195 59H196V58H195ZM203 59H204V58H203ZM220 59H221V58H220ZM234 59H235V58H234ZM21 60H22V59H21ZM35 60H36V58H35ZM94 60H95V59H93L92 62H93ZM139 60H140V59H139ZM139 60H138V61H139ZM141 60H142V59H141ZM141 60H140V62H142ZM146 60H147V59H146ZM152 60H151V61H152ZM155 60H156V59H155ZM155 60H154V61H155ZM157 60L159 61L158 58H157ZM157 60H156V62H157ZM170 60H171V59H170ZM177 60L180 61L179 59H177ZM18 61H19V60H18ZM50 61H51V60H50ZM67 61H68V60H67ZM82 61L85 62L84 60H82ZM136 61H137V60H136ZM138 61H137L136 63H138ZM207 61H208V59H207ZM217 61H219V60H217ZM217 61H216V62H217ZM13 62H14V61H13ZM16 62H17V61H16ZM22 62H23V60H22ZM22 62H17V64H18V63H22ZM26 62H28V61H26ZM29 62H30V60H29ZM53 62H55V61H53ZM76 62L78 63V61H76ZM79 62H80V61H79ZM94 62H95V61H94ZM122 62H123V61H122ZM134 62H135V60H134ZM134 62H133V63H134ZM140 62H139V63H140ZM57 63L59 64V62H57ZM136 63H135V64H136ZM139 63H138V64H139ZM168 63H170V62H168ZM217 63H218V62H217ZM58 64H57V65H58ZM84 64H86V63H84ZM88 64H89V63L86 64L87 67H88ZM110 64H111V66H114V65H112V63H110ZM195 64H196V62H195ZM215 64H216V63H215ZM18 65H19V64H18ZM22 65L25 66L24 62H23ZM70 65H71V64H70ZM78 65H79V64H78ZM91 65H93V63H92ZM96 65H97V64H96ZM96 65L94 64V69H95L96 67H99V64H98L97 66H96ZM100 65H101V64H100ZM191 65H192V64H191ZM207 65H208V63H207ZM260 65H261V64H260ZM263 65H264V64H262V66H263ZM14 66H15V65H14ZM16 66H17V65H16ZM24 66H21V67L23 68ZM66 66H67V64H66ZM76 66H77V65H76ZM83 66H84V65H83ZM95 66H96V67H95ZM133 66H134V65H133ZM133 66H132V67H133ZM136 66H139V65H136ZM136 66H134V67H136ZM142 66H143V65H142ZM171 66H173V65H171ZM0 67H2V66H0ZM11 67H12V65H11ZM63 67H65V66H62V68H63ZM73 67H75V66H73ZM77 67H78V66H77ZM77 67H76L77 70H75V71H77L76 74H80V73H78V72H81V71H79V70H81V69L84 70V71H82V72H85V73L89 74V73H88V69H87V72H86V71H85L86 68H80V65H79V69H78ZM81 67H82V66H81ZM84 67H85V66H84ZM91 67H93V66H91ZM121 67H122V66H121ZM140 67H141V65H140ZM2 68H3V67H2ZM2 68H1V69H2ZM18 68H19V67H18ZM24 68L26 69V67H24ZM24 68H23V69H24ZM40 68H41V65H40ZM58 68H59V65H58ZM58 68H57V69H55V67H54V69L52 68V69L55 71V75H57V76H56L57 78H59V77H58L59 74H58V73L56 74V71L58 70ZM65 68H66V67H65ZM69 68H70V67H69ZM89 68H90V67H89ZM101 68H102V67H101ZM105 68H106V67H105ZM108 68H109V67H108ZM114 68H115V67H114ZM119 68H120V67H119ZM124 68H125V67H124ZM144 68H145V66H144ZM243 68H245V67H243ZM1 69H0V70H1ZM15 69H16V67H15ZM15 69H14V70H15ZM19 69H21V68H19ZM19 69H16L17 71H15V72H18ZM23 69H21V71H22ZM92 69H93V68H92ZM92 69H89V72L91 71V75H92ZM98 69H99V68H98ZM98 69L93 70V74H94V71H95V74H96V71H97ZM102 69H103V68H102ZM111 69H112V68H111ZM111 69H110V70H111ZM132 69H133V68H132ZM263 69H264V68H263ZM263 69H262V70H263ZM27 70H29V69H27ZM46 70H47V69H46ZM60 70L62 71V69H60ZM67 70H68V67H67ZM71 70H72V69H71ZM112 70H113V69H112ZM112 70H111V71H112ZM21 71H19V72H21ZM48 71H49V70H48ZM48 71H47V72H48ZM58 71H59V70H58ZM65 71H66V70L64 69V71H63L62 73H65V74H66ZM72 71L74 72V70H72ZM98 71H99V72H98ZM98 71H97V73L100 74L101 71H100V70H98ZM25 72H26V74H27V71H26V70H25ZM28 72H29V71H28ZM67 72H69V71H67ZM113 72H116V71H112V73H113ZM241 72H242V71H241ZM241 72H240V73H241ZM243 72H244V70H243ZM23 73H24V72H23ZM23 73L21 72V74H23ZM31 73H32V72H31ZM31 73H30V74H31ZM70 73H71V71H70ZM70 73H69V75H70ZM85 73H84V74H85ZM112 73H111V74H112ZM145 73H146V72H145ZM145 73H144V74H145ZM16 74H17V73H16ZM19 74H20V73H19ZM19 74H17V75H19ZM47 74L52 75L50 72L47 73ZM67 74H68V73H67ZM81 74H83V73H81ZM87 74H86V75H87ZM99 74H98V75H99ZM60 75H61V73H60ZM60 75H59V76H60ZM71 75L73 76V75H75V74H71ZM98 75H97V76H98ZM106 75H107V74H106ZM237 75H238V74H237ZM254 75H255V74L252 73V77H253V78L255 77ZM260 75H261V74H260ZM36 76H37V75H36ZM36 76H35V77H36ZM48 76H49V75H48ZM62 76H63V75H62ZM82 76H83V75H82ZM99 76H100V75H99ZM115 76H116V75H115ZM174 76H175V75H174ZM21 77H22V76H21ZM35 77H34V78H35ZM46 77H47V76H46ZM51 77H52V76H51ZM51 77H48L49 80H50ZM70 77H71V76H70ZM70 77H67L66 79L68 80V78H70ZM73 77H74V76H73ZM76 77H79V76L76 75ZM84 77H86V76H84ZM91 77H92V76H91ZM91 77H90V76H87V78H89V79H90ZM235 77H236V76H235ZM235 77H234V78H235ZM250 77H251V76H250ZM252 77H251V78H252ZM260 77H261V76H260ZM1 78H2V77H1ZM36 78H37V77H36ZM71 78H72V77H71ZM96 78H97V77H96ZM96 78H95V79H96ZM109 78H110V77H109ZM112 78H113V76H112ZM3 79H4V78H3ZM42 79H43V78H42ZM46 79H47V78H46ZM46 79H43V80H46ZM51 79H52V78H51ZM61 79H62V77H61ZM95 79H94V80H95ZM143 79H144V78H143ZM256 79H257V77H256ZM4 80H5V79H4ZM18 80H19V79H18ZM49 80H47V81H49ZM67 80H66V82L70 85L69 82L72 81V80L70 79L69 82H68ZM74 80H75V79H74ZM78 80H79V79H78ZM84 80H85V79H84ZM91 80H92V78H91ZM94 80H93V81H94ZM100 80H103V79H100ZM100 80H99V81H100ZM105 80H106V79H105ZM110 80H111V79H110ZM114 80H115V79H114ZM249 80H250V79H249ZM249 80H248V81H249ZM261 80H262V79H261ZM14 81H15V80H14ZM47 81H46V82H47ZM62 81H63V80H61V82H62ZM81 81H82V80H81ZM95 81H97V79H96ZM106 81H107V80H106ZM111 81H112V80H111ZM176 81H177V80L172 81V82H174V83H173L174 86H172V87H177V86H178L179 83L176 84ZM248 81H247V83H248ZM253 81H254V84H255V81H256V80L253 79ZM49 82H50V81H49ZM52 82H53V81H51L50 84H52ZM58 82H59V81H58ZM66 82H65V83H66ZM73 82H75V81H73ZM178 82H179V81H178ZM262 82H263V81H262ZM12 83H13V82H12ZM18 83H19V82H18ZM53 83H54V82H53ZM63 83H64V82H63ZM75 83H76V82H75ZM78 83H79V82H78ZM91 83H92V81H91ZM98 83H99V82H98ZM98 83H96V84H98ZM113 83H114V82H113ZM146 83H147V82H146ZM232 83H233V81H232ZM14 84H15V82H14ZM19 84H21V83H19ZM24 84H25V83H24ZM24 84H23V85H24ZM72 84H73V83H72ZM80 84L82 85L83 82L80 83ZM96 84L94 83L95 86H96ZM100 84H101V82H100ZM100 84H99V85H100ZM115 84H116V83H115ZM115 84H114V85H115ZM140 84H141V83H140ZM170 84H171V83H170ZM25 85H26V84H25ZM45 85H46V84H45ZM53 85H54V84H53ZM103 85L106 86V84H104V83H103ZM112 85H113V84H112ZM117 85H118V84H117ZM175 85H176V86H175ZM21 86H22V85H21ZM41 86H42V85H41ZM49 86H52V85H49ZM49 86L47 85L48 88H49ZM254 86H255V85H254ZM14 87H15V85H14ZM17 87H18V86H17ZM25 87H26V86H25ZM25 87H24V88H25ZM42 87H43V86H42ZM53 87H55V86H53ZM66 87H68V85H67ZM72 87L74 88V85H72L70 88H72ZM92 87H93V88H92ZM92 87H91L92 89H95V88H96V87H94V86H92ZM138 87H139V86H138ZM172 87H171V89H172ZM257 87H258V84H257ZM19 88H20V87H19ZM26 88H28V86H27ZM35 88H36V87H35ZM50 88H51V87H50ZM63 88H64V86H63ZM89 88H90V87H89ZM89 88H88V89H89ZM91 88H90V89H91ZM106 88H107V87H106ZM112 88H113V87H112ZM112 88H107V89H109V91H110ZM120 88H121L120 90L123 89L122 87H120ZM245 88H246V87H245ZM44 89H45V88H44ZM77 89H79V88L77 87ZM88 89H87V90H88ZM90 89H89V90H90ZM102 89H104V88L102 87ZM102 89H101V94H102V92H104ZM115 89H116V88H115ZM117 89H118V88H117ZM126 89H127V87H126ZM126 89H125V90H126ZM177 89H178V88H177ZM258 89H259V88H258ZM46 90H48V89L46 88ZM67 90H68V89H67ZM69 90H70V92H71V89H69ZM75 90H76V88H75ZM79 90H80V89H79ZM22 91H25V90L23 89ZM72 91H73V90H72ZM91 91H92V90H91ZM115 91H116V90H114V92H115ZM25 92H26V91H25ZM30 92H31V91H30ZM30 92H28V93H30ZM45 92H46V91H45ZM61 92H62V91H61ZM81 92H82V90H81ZM85 92H86V91H85ZM95 92H96V91H95ZM105 92H108V90H107V91L105 90ZM105 92H104V94H105ZM133 92H134V91H133ZM174 92H175V91H174ZM195 92H196V91H195ZM195 92H194V93H195ZM259 92H260V91H259ZM14 93H15V92H14ZM42 93H43V92H42ZM58 93H59V92H58ZM62 93H63V92H62ZM62 93H60V94H62ZM73 93H75V91H73ZM78 93H79V96H80V94L82 95L83 92L80 93V91H78ZM115 93H116V92H115ZM118 93H119V92H118ZM196 93H197V92H196ZM20 94H22L23 96H25V95H24L23 93H21V92H20ZM37 94H38V93H37ZM70 94H71V93H70ZM75 94H77V93H75ZM86 94H87V93H86ZM86 94H85V95H86ZM97 94H98V93H97ZM262 94H263V93H262ZM22 95H20V98H19V99H21V96H22ZM56 95H57V94H56ZM64 95H65V94H64ZM105 95H106V94H105ZM105 95H103V96H105ZM173 95H174V94H173ZM199 95L204 96V95H203V92H202L201 94H199ZM23 96H22V97H23ZM26 96H30V95H26ZM71 96H72V95H71ZM74 96H75V95H74ZM202 96H201V97H202ZM15 97H16V96H15ZM31 97H33V96H30V97H29V101H28V102H30V98H31ZM40 97H41V96H40ZM58 97H59V96H58ZM66 97H67V96H66ZM66 97H65V98H66ZM75 97L77 98V96H75ZM80 97H81V96H80ZM88 97H89V96H88ZM88 97H87V98H88ZM97 97H98V96H97ZM100 97H102V96H100ZM110 97H111V96H110ZM110 97H109V98H110ZM196 97H197V96H195V99H196ZM204 97H205V96H204ZM263 97H264V96H263ZM13 98H14V96H13ZM37 98L39 99V97H37ZM63 98H64V97H63ZM68 98H70V97L68 96ZM82 98H83V96H82ZM92 98H94V97H92ZM148 98H149V97H148ZM197 98H199V97H197ZM17 99H18V98H17ZM31 99H32V98H31ZM66 99H67V98H66ZM74 99H75V98H74ZM83 99H84V98H83ZM89 99H90V98H89ZM94 99H95V98H94ZM131 99H132V98H131ZM131 99H130V100H131ZM199 99H200V98H199ZM203 99H204V98H203ZM12 100H13V99H12ZM22 100H23V99H22ZM24 100H25V99H24ZM26 100H27V98H26ZM26 100H25V101H26ZM44 100H45V98H44ZM46 100H47V99H46ZM51 100H53V99H51ZM76 100H77V99H76ZM90 100H91V99H90ZM90 100H89V101H90ZM98 100H101V99H99V97H98ZM98 100H97V101H98ZM104 100H105V99H104ZM104 100H103V98H102V101H104ZM145 100H146V99H145ZM149 100H150V99H149ZM16 101H17V100H16ZM16 101H15V102H16ZM20 101H21V100H20ZM41 101H42V99H41ZM57 101H58V100H57ZM69 101H70V100H69ZM79 101H80V100H79ZM79 101H78V102H79ZM86 101H87V100H86ZM93 101H94V100H93ZM95 101H96V100H95ZM102 101H101V102H102ZM13 102H14V101H13ZM15 102H14V103H15ZM42 102H43V101H42ZM46 102H47V101H46ZM58 102H59V101H58ZM58 102H57V104H58ZM72 102H73V100H72ZM83 102H84V100H83ZM109 102H110V101H109ZM142 102H143V101H142ZM14 103H13V104H14ZM16 103H17V102H16ZM21 103H23V102H21ZM33 103H34V102H33ZM44 103H45V102H44ZM49 103H50V102H49ZM66 103H67V102H66ZM86 103H87V102H86ZM97 103H98V102H97ZM130 103H131V102H130ZM137 103H138V102H137ZM139 103H141V102H139ZM144 103H145V102H144ZM35 104H36V102H35ZM37 104H38V103H37ZM59 104H60V103H59ZM59 104H58L57 106H59ZM67 104H68V103H67ZM87 104H88V103H87ZM95 104H96V103H95ZM98 104H99V103H98ZM102 104H103V103H102ZM104 104H106V103L104 102ZM127 104H128V103H127ZM127 104H126V106H127ZM147 104H148V103H147ZM201 104H202V103H201ZM14 105H15V104H14ZM28 105H29V103H28ZM28 105H27V106H28ZM42 105H43V104H42ZM44 105H45V104H44ZM79 105H80V104H79ZM79 105H78V107H79ZM93 105H94V104H93ZM96 105H97V104H96ZM106 105H108V104H106ZM118 105H119V104H118ZM134 105H135V103H134ZM18 106H19V105H18ZM20 106H22V105H20ZM24 106H26V105H24ZM27 106H26V107H27ZM100 106H101V105H100ZM102 106H103V105H102ZM121 106H122V104H121ZM124 106H125V105H124ZM154 106H155V105H154ZM160 106H161V105H160ZM204 106H206V105L204 104ZM39 107H40V106H39ZM54 107H56V105H55ZM109 107H110V106H109ZM115 107H116V106H115ZM118 107H119V106H118ZM131 107H132V106H131ZM146 107H147V106H146ZM148 107H149V105H148ZM18 108H20V107H18ZM23 108H24V107H23ZM30 108H31V106H30ZM41 108H42V107H41ZM46 108L48 109V107H46ZM58 108H59V107H58ZM79 108H80V107H79ZM79 108H78V109H79ZM83 108H84V107H83ZM94 108H95V106H94ZM94 108H93V109H94ZM98 108L100 109L101 107H98ZM98 108H97V109H98ZM121 108H122V107H121ZM149 108H150V107H149ZM38 109H39V108H38ZM47 109H45V110H47ZM50 109H51V108H50ZM54 109H57V108H54ZM81 109H82V108H81ZM85 109H86V108H85ZM104 109H105V108H104ZM108 109H109V108H108ZM110 109H111V108H110ZM124 109H127V108H124ZM128 109H129V108H128ZM128 109H127V111L130 112V109H129V110H128ZM31 110H32V109H31ZM57 110H58V109H57ZM61 110H62V109H61ZM105 110H106V109H105ZM111 110H112V109H111ZM116 110H117V108H116ZM122 110H123V109H122ZM41 111H42V110H41ZM41 111H40V112H41ZM50 111H51V110H49V111H47V112H50ZM58 111H59V110H58ZM64 111H65V110H64ZM64 111H63V113H64ZM69 111H70V110H69ZM69 111H68V112H69ZM152 111H153V110H152ZM211 111H212V110H211ZM21 112H25V110H22ZM26 112H27V110H26ZM28 112H29V110H28ZM85 112H86V111H85ZM85 112H84V114H86ZM88 112H90V111H88ZM88 112H87V114H88ZM94 112H95V111H94ZM125 112H126V111H125ZM19 113H20V112H19ZM34 113H35V112H34ZM56 113H57V115H58V112H57V111H56ZM56 113H55V114H56ZM66 113H67V112H66ZM66 113H65V114H66ZM76 113H77V111H76ZM80 113H82V112L80 111ZM106 113H107V112H106ZM106 113H104V115H105ZM143 113L145 114V112H143ZM154 113H155V111H154ZM162 113H163V112H162ZM23 114H24V116H25V113H22V115H23ZM42 114H44V113H41V115H42ZM45 114H47V113H45ZM45 114H44L43 116H45ZM59 114H60V113H59ZM67 114H68V113H67ZM72 114H73V113H72ZM87 114H86V115H87ZM91 114H92V113H91ZM95 114L97 115V113H95ZM112 114H113V113H112ZM112 114H110L109 117H110ZM140 114H141V113H140ZM29 115H30V114H29ZM31 115H32V113H31ZM49 115H50V114H49ZM52 115H53V114H52ZM60 115H61V114H60ZM88 115H90V114H88ZM24 116H23V117H24ZM38 116H40V114H39ZM65 116H66V115H65ZM68 116H69V114H68ZM68 116H66V118H67ZM75 116H77V115H75ZM79 116H80V115H79ZM79 116H78V117H79ZM83 116H84V115H83ZM90 116H91V115H90ZM90 116H89V117H90ZM94 116H95V115H93V117H94ZM98 116H99V115H98ZM19 117H20V116H19ZM19 117H18V118H19ZM48 117H49V116H48ZM54 117H55V115H54ZM84 117H85V116H84ZM91 117H92V116H91ZM102 117H103V116H102ZM49 118H50V117H49ZM56 118H57V117H55V118H53V119H49V121L54 120V119H56ZM59 118H60V116H59ZM61 118L64 119L65 117L63 118L62 115H61ZM61 118H60V119H61ZM66 118H65V119H66ZM73 118H74V117H73ZM79 118H80V117H79ZM95 118H97V116H95L94 119H95ZM107 118H108V117H107ZM70 119H71V118H70ZM88 119H89V118H88ZM88 119H87V120H88ZM111 119H113V118H110L109 120L111 121ZM149 119H150V118H149ZM97 120H98V119H97ZM109 120H106V121H109ZM115 120H116V119H115ZM145 120H146V119H145ZM145 120L143 119V121H145ZM212 120H213V119H212ZM35 121H36V120H35ZM40 121H41V120H40ZM54 121H55V120H54ZM56 121H57V123H58V120H57V119H56ZM59 121H60V120H59ZM64 121H65V120H64ZM81 121H82V120H81ZM93 121H94V120H93ZM116 121H117V120H116ZM119 121H120V119H119ZM70 122H71V121H70ZM70 122H69L68 124H70ZM72 122H73V120H72ZM72 122H71V123H72ZM121 122H122V121H121ZM121 122H120V123H121ZM208 122H209V120H208ZM36 123H37V122H36ZM50 123H52V121H51ZM55 123H56V122H55ZM79 123H80V121H79ZM97 123H98V122H97ZM108 123H109V122H108ZM145 123H146V122H145ZM145 123H144V124H145ZM215 123H216V122H215ZM42 124H43V123H42ZM47 124H48V123H47ZM53 124H54V123H53ZM77 124H78V123H77ZM81 124H82V123H81ZM118 124H119V123H118ZM150 124H151V123H150ZM196 124H197V123H196ZM72 125H73V124H72ZM74 125H76V124H74ZM147 125H149V124H147ZM209 125H210V124H209ZM44 126H45V125H44ZM46 126H47V125H46ZM48 126H49V124H48ZM51 126H52V125H51ZM62 126H64V125H62ZM70 126H71V124H70ZM76 126H78V125H76ZM81 126H82V125H81ZM143 126L145 127V125H143ZM41 127H42V126H41ZM49 127H50V126H49ZM60 127H61V126H60ZM108 127H109V126H108ZM119 127H120V126H119ZM124 127H126L125 129H127V132H129L128 129H130V128H128V126H124ZM146 127H147V126H146ZM193 127H194V126H193ZM56 128H57V127H56ZM58 128H59V126H58ZM58 128H57V129H58ZM68 128H69V127H68ZM101 128H102V126H101ZM147 128H148V127H147ZM190 128H191V127H190ZM43 129H44V127L41 128L39 131H41V130H43ZM57 129H56V130H57ZM59 129H60V128H59ZM70 129L73 131V129H75V126L73 127V129H72V127H71ZM70 129H69V130H70ZM135 129L137 130L136 127H135ZM143 129H144V128H143ZM252 129H253V128H252ZM46 130H48V129H46ZM46 130L44 129L45 132H46ZM76 130H77V129H76ZM81 130H82V129H81ZM81 130H80L79 132H81ZM102 130H103V129H102ZM104 130H105V128H104ZM131 130H132V128H131ZM136 130H135V131H136ZM144 130H145V129H144ZM147 130H149V129H147ZM189 130H190V129H189ZM263 130H264V129H263ZM44 131H43V132H44ZM60 131H61V130H60ZM67 131H68V130H67ZM72 131H70V132H72ZM91 131H92V130H90V132H91ZM122 131H123V130H122ZM135 131H134V132H135ZM137 131H139V129H138ZM145 131H146V130H145ZM185 131H186V130H185ZM58 132H59V131H58ZM61 132H62V131H61ZM79 132H78V133H79ZM87 132H88V131H87ZM92 132H94V131H92ZM92 132H91V133H92ZM95 132H96V131H95ZM98 132H99V131H98ZM51 133H52V132H51ZM81 133H82V132H81ZM81 133H79V134H81ZM91 133H90V135H91ZM100 133H103V132H100ZM137 133H138V132H137ZM185 133L187 134L188 132H185ZM65 134H66V132H65ZM72 134L74 135L73 132H72ZM79 134H77V135H79ZM83 134H84V133H83ZM86 134H87V133H86ZM86 134H85V135H86ZM108 134H109V133H108ZM108 134H107V131H106V135H108ZM127 134H129V133H127ZM131 134H132V133H131ZM145 134H146V133H145ZM152 134H153V133H152ZM226 134H227V132H226ZM230 134H231V133H230ZM233 134H234V133H233ZM261 134H262V133H261ZM61 135H62V134H61ZM63 135H64V134H63ZM73 135H72V138L74 137ZM90 135H88V137H89ZM100 135H102V134H100ZM106 135L103 134V136H106ZM134 135H135V134H134ZM139 135H140V133H139ZM150 135H151V134H150ZM187 135H188V134H187ZM221 135H224V134H221ZM227 135H228V134H227ZM48 136H50V135H48ZM59 136H60V135H59ZM68 136H69V134H68ZM68 136H67V138H68ZM92 136H96V134H94V135L92 134ZM98 136H99V135H97L96 138H97ZM121 136H123V135H121ZM129 136H130V135H129ZM141 136H143V135H141ZM144 136H145V135H144ZM144 136H143V137H144ZM215 136H217V135H215ZM60 137H61V136H60ZM75 137H76V133H75ZM75 137H74V139H75ZM78 137H79V136H78ZM78 137H76V138H78ZM82 137H83V136H82ZM84 137H85V138H88V137H86V136H84ZM119 137H120V136H119ZM119 137H118V138H119ZM131 137H132V135H131ZM131 137H130V138H131ZM134 137H136V136H134ZM146 137H147V135H146ZM52 138H53V137H52ZM61 138H63V137H61ZM67 138H66V139H67ZM69 138H70V137H69ZM79 138H80V137H79ZM99 138L101 139V137H99ZM114 138H115V136H114ZM126 138H127V136H126ZM130 138H127V140L130 139ZM136 138H137V137H136ZM184 138H185V137H184ZM213 138H214V137H213ZM250 138H252V137H250ZM39 139H41V138H39ZM54 139H55V138H54ZM64 139H65V138H64ZM97 139H98V138H97ZM122 139H124V138H122ZM138 139H139V137L137 138V141L140 140V139H139V140H138ZM148 139H149V138H148ZM253 139H254V138H253ZM41 140H42V139H41ZM62 140H63V139H62ZM81 140H83V138H82ZM81 140H80V141H81ZM85 140H86V139H85ZM88 140H89V139H88ZM106 140H108V139H106ZM135 140H136V139H135ZM53 141H54V140H53ZM66 141H67V140H66ZM66 141H65V142H66ZM68 141H69V140H68ZM68 141H67V142H68ZM70 141H71V142H74V140H70ZM76 141H79V139H78V140L76 139ZM108 141H109V140H108ZM120 141H122V140H120ZM130 141H131V140H130ZM130 141L128 142V144L130 143ZM147 141H148V140H147ZM181 141H182V139H181ZM183 141H184V139H183ZM183 141H182V142H183ZM194 141H195V140H194ZM211 141H212V140H211ZM246 141H247V140H246ZM42 142H43V141H42ZM42 142H41V143H42ZM65 142H63V144H64ZM118 142H119V141H118ZM142 142H143V141H142ZM213 142H214V141H213ZM213 142H212V143H213ZM35 143H37V142L35 141ZM69 143H70V142H69ZM123 143H124V141H123ZM123 143H122V144H123ZM147 143H148V142H147ZM186 143H187V142H186ZM198 143H199V142H198ZM198 143H196V144H198ZM200 143H201V142H200ZM200 143H199V144H200ZM212 143H211V144H212ZM32 144H33V143H32ZM38 144H39V146H41L40 143H39V141H38L37 145H38ZM49 144H50V143H49ZM51 144H52V143H51ZM65 144H67V143H65ZM65 144H64V145H65ZM70 144H71V143H70ZM75 144H77V143L75 142ZM101 144H102V143H101ZM106 144L109 145L108 143H106ZM106 144H105V145H106ZM119 144H120V143H119ZM144 144L147 145L146 143H144ZM179 144H180V143H179ZM196 144H195V145H196ZM199 144H198V145H199ZM22 145H23V144H22ZM52 145H53V144H52ZM72 145H73V144H72ZM78 145H80V144L78 143ZM81 145H82V144H81ZM83 145H84V144H83ZM107 145H106V147H107V149H108V146H107ZM117 145H118V144H117ZM129 145H130V144H129ZM131 145H132V144H131ZM133 145H134V144H133ZM140 145H141V144H140ZM248 145H249V144H248ZM34 146H35V144H34ZM39 146H38V148H39ZM44 146H45V145H44ZM68 146H69V144H68ZM99 146H103V145H99ZM160 146H162V145H160ZM180 146H181V144H180ZM185 146H186V145H185ZM192 146H193V145H192ZM199 146H200V145H199ZM199 146L196 145V147H198V148H199ZM206 146H207V145H205V146H203V147L205 148ZM20 147H22V146H20ZM28 147H29V146H27V149H28ZM30 147H31V146H30ZM30 147H29V150L31 149ZM49 147L51 148V145H50ZM53 147H54V145H53ZM69 147H70V146H69ZM109 147L111 148V146H109ZM209 147H210V146H209ZM23 148H24V147H23ZM23 148H22V150H24ZM36 148H37V147H36ZM41 148H42V147H41ZM41 148H39V149H41ZM50 148H49V149H50ZM98 148H99V147H97V150H98ZM160 148H161V147H160ZM182 148H183V151H185L184 149H185L186 147L184 148V146H183ZM188 148L190 149V147H188ZM20 149H21V148H20ZM20 149H19V150H20ZM33 149H34V148H32L31 150H33ZM53 149H54V148H53ZM93 149H94L93 153H95V151H96V150H95V149H96V146H94ZM121 149H122V148H121ZM130 149H131V147H130ZM145 149H146V146H145ZM147 149H148V147H147ZM189 149H188V150H189ZM193 149H196L195 146H194ZM249 149H250V148H249ZM35 150H36V149H35ZM46 150H48V148H47ZM46 150H45V151H46ZM73 150H75V149H73ZM100 150H101V148H100ZM104 150H105V149H104ZM112 150H113V149H112ZM158 150H159V149H158ZM191 150H192V148H191ZM38 151H39V150H38ZM48 151H51V150H48ZM52 151H53V150H52ZM58 151H60V150H58ZM98 151H99V150H98ZM123 151H124V150H123ZM203 151H205V150H203ZM203 151H200V152H203ZM19 152H20V151H18V152H16V153H17L18 157H19L20 159H22L21 156H20V154H19ZM21 152H22V151H21ZM27 152H28V151H27ZM46 152H47V151H46ZM53 152H54V151H53ZM55 152H56V151H55ZM77 152H78V151H77ZM99 152H101V151H99ZM113 152H114V151H113ZM144 152H146V151H144ZM144 152H143V155H145ZM36 153H37V152H36ZM47 153H48V152H47ZM58 153H59V152H58ZM101 153H102V152H101ZM152 153H153V152H152ZM152 153H151V154H152ZM159 153L161 154V152H159ZM183 153H184V152H183ZM194 153H196V152H194ZM236 153H237V152H236ZM27 154H28V153H27ZM49 154L53 155L52 152H51V153L49 152ZM55 154H56V153H55ZM95 154H96V153H95ZM97 154H98V153H97ZM97 154H96V155H97ZM102 154H103V153H102ZM126 154H127V153H126ZM128 154H130V153H128ZM131 154H132V153H131ZM146 154H147V153H146ZM154 154H155V155H152V157L155 159L156 156H157V155H156L157 153L154 152ZM184 154H185V153H184ZM217 154H218V153H217ZM41 155H42V154H41ZM41 155H40V156H41ZM43 155H44V154H43ZM60 155H61V154H60ZM62 155H66V154H65L64 152H62ZM62 155H61V156H62ZM68 155H69V154H68ZM143 155H141V156H143ZM219 155H220V153H219ZM243 155H244V154H243ZM12 156H13V155H12ZM14 156H16V155H14ZM27 156H29V154H28ZM66 156H67V155H66ZM93 156L96 157L95 155H92V157H91L92 160H90V161H92V162H91L92 164H93V162H94V161H93ZM97 156H98V155H97ZM99 156H100V155H99ZM102 156H103V155H102ZM116 156H117V155H116ZM123 156H124V155H123ZM132 156H133V155H132ZM134 156H135V155H134ZM141 156H140V157H141ZM154 156H155V157H154ZM158 156H159V155H158ZM160 156H161V155H160ZM185 156H186V155H185ZM185 156H184V157H185ZM216 156H217V155H216ZM22 157H23V156H22ZM29 157H31V155H30ZM48 157H50V156L48 155ZM54 157H58V156H54ZM83 157H84V156H83ZM86 157H87V155H86ZM89 157H90V155H89ZM103 157H104V156H103ZM105 157H107V156H105ZM120 157H121V156H120ZM124 157H125V156H124ZM140 157H139V158H140ZM163 157H164V156H163ZM163 157H161V158H163ZM218 157L220 158V156H218ZM223 157H224V156H223ZM12 158H13V157H12ZM58 158H59V157H58ZM58 158H57V159H58ZM64 158H65V157H64ZM67 158H68V157H67ZM87 158H88V157H87ZM101 158H102V157H101ZM101 158H100V159H101ZM135 158H136V157H135ZM142 158H145V157H142ZM159 158H160V157H159ZM224 158H225V157H224ZM14 159H16V158H14ZM29 159H30V161H31V158H29ZM50 159H51V157H50ZM57 159H56V161H57ZM59 159H60V158H59ZM65 159H66V158H65ZM68 159H69V158H68ZM77 159H79V158H77ZM127 159H128V158H127ZM129 159H130V158H129ZM154 159H153V160H154ZM167 159L169 160V158H167ZM225 159H226V158H225ZM34 160H35V159H34ZM53 160H54V159H53ZM73 160L75 161L76 159H74V157H73ZM83 160H84V159H83ZM85 160H86V159H85ZM87 160H88V159H87ZM114 160H115V159H114ZM146 160H147V159H146ZM150 160H151V159H150ZM150 160H149V161H150ZM158 160H160V159H158ZM163 160H164V159H163ZM182 160H183V159H182ZM192 160H194V158H193ZM192 160H188V162H190V161H192ZM22 161H23V160H22ZM54 161H55V160H54ZM62 161H63V160H62ZM64 161H65V160H64ZM70 161H71V160H70ZM76 161H78V160H76ZM76 161H75V162H76ZM96 161H97V160H96ZM98 161H99V160H98ZM98 161H97V162H98ZM135 161H137V160H135ZM149 161H148V162H149ZM156 161H157V160H156ZM195 161H196V160H195ZM109 162H110V161H109ZM112 162H113V160H112ZM116 162H117V161L115 160L114 163L116 164ZM119 162H120V160H119ZM133 162H134V161H133ZM133 162H132V163H133ZM141 162H143L142 159H141L140 163H141ZM144 162H146V161H144ZM144 162H143V163H144ZM166 162H167V161H166ZM169 162H170V163H174V161H169ZM175 162H177V161H175ZM188 162L186 161V163H188ZM50 163H51V162H50ZM50 163H49V164H50ZM57 163H59V162L57 161ZM57 163H55V164H51V165H52V166H53V165H57ZM63 163H64V162H63ZM65 163H66V162H65ZM65 163H64V164H65ZM73 163H74V162H73ZM94 163H95V162H94ZM120 163H121V162H120ZM128 163H129V162H128ZM132 163H130V164L132 165ZM135 163H136V162H135ZM135 163H133V164H135ZM143 163H142V164H143ZM155 163H156V162H155ZM192 163L195 164L194 162H192ZM225 163H226V162H225ZM28 164H29V163H28ZM31 164H32V163H31ZM41 164H42V162H41ZM64 164H63V166H65V170L67 171L66 166H70V165H68L69 163H66L67 165H64ZM70 164H71V163H70ZM89 164H90V163H89ZM89 164H88V165H89ZM95 164H96V163H95ZM117 164H119V163L117 162ZM117 164H116V165H117ZM121 164H122L123 166L126 165V164H124V163H121ZM121 164H119V165L121 166ZM137 164H138V162H137ZM183 164H184V163H183ZM183 164H182V165H183ZM196 164H197V163H196ZM222 164H223V163H222ZM227 164H228V161H227ZM72 165H73V164H72ZM99 165H101V162H100ZM150 165H151V164H150ZM155 165H156V164H155ZM172 165H173V164H172ZM174 165H175V164H174ZM189 165H190V164H189ZM25 166H26V165H25ZM29 166H30V165H29ZM34 166H35V165H34ZM34 166L32 165V167H30V168H31V169H34V168H33ZM46 166H47V165H46ZM92 166H93V165H92ZM139 166H141V164H140ZM183 166H184V165H183ZM193 166H195V165H193ZM73 167L75 168L74 165H73ZM124 167H125V166H124ZM124 167H123V169L126 170V167H125V168H124ZM167 167H168V166H167ZM167 167H166V168H167ZM180 167H182V166H180ZM180 167H179V168H180ZM229 167H230V166H229ZM57 168H58V165H57ZM57 168H55V170H56ZM60 168H61V167H60ZM108 168H109V167H108ZM108 168H107V169H108ZM120 168H121V167H120ZM120 168H119V169H120ZM139 168H140V167H139ZM142 168H143V167H142ZM142 168H140V169L142 170ZM164 168H165V167H164ZM182 168H183V167H182ZM182 168H180V169L182 170ZM27 169H28V167H27ZM40 169H41V168H40ZM43 169H44V167H43ZM62 169H64V167H63ZM72 169H73V168H72ZM75 169H76V168H75ZM103 169H104V168H103ZM123 169L121 168V170H123ZM127 169H128V168H127ZM143 169H144V168H143ZM148 169H150V168L148 167ZM160 169H163V167H162V168L160 167ZM169 169H170V168H169ZM183 169H184V168H183ZM35 170H36V169H34V172H35ZM58 170H59V169H57L56 171H58ZM109 170H110V169H109ZM111 170H112V169H111ZM125 170H124V171H125ZM164 170H166V169H164ZM185 170H187V168L184 169L183 171H185ZM99 171H100V170H99ZM99 171H98V173H99ZM113 171H114V170H113ZM118 171H119V170H118ZM124 171H123V172H124ZM126 171H127V173L129 172L128 170H126ZM134 171H136V170H134ZM144 171H145V170H144ZM13 172H14V171H13ZM25 172H26V171H25ZM62 172H63V171H62ZM146 172H147V171H145L144 173H146ZM164 172H165V171H164ZM174 172H176V171H174ZM179 172H180V171H179ZM10 173H11V172H10ZM19 173H20V172H19ZM27 173H29V171H28ZM43 173H44V172H43ZM63 173H64V172H63ZM73 173H75V172L73 171ZM77 173L80 174L79 172H77ZM92 173H93V171H92ZM117 173H119V172H117ZM129 173H131V172H129ZM129 173H128V174H129ZM180 173H181V172H180ZM180 173H179V175H180ZM186 173H187V172H186ZM22 174H23V173H22ZM22 174H21V175H22ZM37 174H38V173H37ZM41 174H42V173H40V175H41ZM60 174L62 175V173H60ZM136 174H138V172H136ZM150 174H151V172H150ZM181 174H182V173H181ZM8 175H9V174H8ZM23 175H24V174H23ZM29 175H30V173H29ZM42 175H43V174H42ZM44 175H45V174H44ZM44 175H43V176H44ZM57 175H59V174H57ZM119 175H120V174H119ZM129 175L133 176L134 174H133V172H132V174H129ZM148 175H149V172H148ZM148 175L146 174V176H148ZM184 175H186V174H184ZM16 176H17V174H16ZM26 176H27V175H25V177H26ZM45 176L47 177V175H45ZM120 176H121V178H122V173H121ZM125 176H126V174H125ZM125 176H124V177H125ZM134 176H136V175H134ZM134 176L131 177V178H134ZM142 176H143V175H142ZM142 176H141V177H142ZM9 177L12 178L13 176L11 177V175H9ZM14 177H15V176H14ZM14 177L11 179V181L14 179ZM37 177H40V176L37 175ZM80 177H81V176H80ZM129 177H130V176H129ZM129 177H128V178H129ZM136 177H137V176H136ZM141 177L138 175V178H137V179H140V180H141ZM180 177H181V176H180ZM4 178H5V180H6V177H5V176H4ZM7 178H8V176H7ZM15 178H16V177H15ZM27 178H28V177H27ZM31 178H32V177H31ZM47 178H48V177H47ZM112 178H113V177H111L110 179H112ZM116 178H117V177H116ZM145 178H146V177H145ZM183 178H184V177H183ZM183 178H182V179H183ZM195 178H196V177H195ZM23 179H25V183H24V184L27 185V183H26V178H24V176H23ZM43 179H44V178H43ZM134 179H136V178H134ZM137 179L135 180V182L137 181ZM8 180H9V179H8ZM14 180H15V179H14ZM27 180H29V179H27ZM35 180H36V178H35ZM38 180H39V179L37 178V181H38ZM48 180H51V178H50V179L48 178L47 181H46V180H45V181L48 182ZM79 180H80V179H79ZM124 180H125V179H124ZM130 180H131V179H130ZM140 180H139V181H140ZM198 180H199V179H198ZM218 180H219V179H218ZM3 181H4V180H3ZM15 181H16V180H15ZM45 181H43V182H44V184L46 185ZM116 181H117V180H116ZM133 181H134V180H133ZM139 181H137L136 183H138ZM199 181H200V180H199ZM203 181H204V180L202 179L201 182H203ZM4 182H5V181H4ZM4 182H3V183L1 182L2 184H1V183H0V184H1V185H4V187H5ZM6 182H8V181H6ZM13 182H14V181H12L11 183H13ZM19 182H20V181H18V183H19ZM22 182H24V180H23ZM22 182H20L19 184H21ZM81 182H82V179H81ZM113 182H114V180H113ZM126 182H127V180L125 181V183H126ZM148 182H149V181H148ZM150 182H151V181H150ZM183 182H184V181H183ZM205 182H206V181H205ZM219 182H220V181H219ZM219 182H217V183H219ZM35 183L38 184V182H35ZM51 183H52V182H51ZM108 183H109V182H108ZM118 183H119V182H118ZM118 183H117V184H118ZM145 183H146V182H145ZM212 183H213V182H212ZM36 184H35V185H36ZM44 184H43V185H44ZM84 184H85V183H84ZM114 184H115V183H114ZM148 184H152V183H148ZM206 184H207V182H206ZM219 184H220V183H219ZM226 184H227V183H226ZM6 185H7V184H6ZM8 185H9V183H8ZM15 185H17V184H15ZM39 185H41V184H40V181H39ZM39 185H38V187H39ZM47 185H48V184H47ZM47 185L44 186V188L42 187V189L45 190V187H47ZM137 185H139V183H138ZM153 185H156V184H153ZM11 186H13V185H11ZM11 186H10V187H11ZM28 186L30 187V185H28ZM80 186H81V185H80ZM80 186H79V187H80ZM107 186H108V184H107ZM116 186H117V185H116ZM116 186H115V187H116ZM118 186H119V185H118ZM127 186L129 187V185L126 184V187H127ZM131 186H133V185H130V187L127 188L128 191H129L130 188H132ZM189 186H190V185H189ZM211 186H212V185H211ZM222 186H223V185H222ZM23 187H24V186H23ZM31 187H32V184H31ZM71 187H74V186H71ZM76 187H77V186H76ZM83 187H84V186H83ZM86 187H88V186H86ZM115 187H113V188H115ZM123 187H124V186H123ZM228 187H230V186H228ZM0 188H2V187H0ZM5 188H7V186H6ZM12 188L14 189L15 186H13ZM17 188H18V187H17ZM19 188H20V187H19ZM19 188H18V189H19ZM36 188H37V186H36ZM77 188H78V187H77ZM107 188H108V187H107ZM117 188H118V187H117ZM119 188H120V187H119ZM154 188H156V187H154ZM154 188H153V190H154ZM191 188H192V187H191ZM236 188H237V187H236ZM2 189H4V188H2ZM2 189H0V190H2ZM8 189H9V188H8ZM25 189H26V190L28 189V190L24 192V190H22V186H21V188H20L19 190H21V191L24 192V193L30 191L29 188H25ZM39 189H40V187H39ZM42 189H41V191H42ZM72 189H73V188H72ZM72 189H71V190H72ZM74 189H75V188H74ZM74 189H73V190H74ZM83 189L86 190L85 188H83ZM189 189H190V188H189ZM4 190H5V189H4ZM15 190H17V189H15ZM37 190H38V189H37ZM76 190H77V189H76ZM76 190H74V191H76ZM112 190H113V189H111V191H112ZM133 190H134V189H133ZM151 190H152V189H151ZM80 191H81V190H80ZM115 191H116V190H115ZM156 191L158 192V190H156ZM229 191H230V190H229ZM5 192H6V191H5ZM5 192H4V195L7 196L9 193L5 194ZM7 192H9V191L7 190ZM12 192H13V191H12ZM14 192H15V191H14ZM43 192H44V191H43ZM45 192L49 193V191H45ZM67 192H68V191H67ZM71 192H72V191H71ZM129 192H130V191H129ZM29 193H30V192H29ZM34 193H35V192L30 193V194L35 195ZM76 193H78V192L76 191ZM83 193H84V192H83ZM120 193H121V190H120ZM123 193H124V192H123ZM149 193H150V190H149ZM191 193H193V192H191ZM1 194H3V192L0 193V195H1ZM18 194H19V193H18ZM20 194H22V193L20 192ZM30 194H27V195L31 196ZM60 194H61V193H60ZM73 194H74V192H73ZM153 194H155V193H153ZM159 194H160V193H159ZM159 194H158V195H159ZM11 195H12V194L9 195V198H10ZM24 195H25V194H24ZM38 195H39V194H38ZM57 195H58V194H57ZM57 195H56V196H57ZM77 195H78V194H77ZM93 195H94V194H93ZM119 195H120V194H119ZM160 195H161V194H160ZM2 196H3V195H2ZM2 196H1V197H2ZM60 196H64V195H60ZM70 196H71V194H70ZM74 196H75V194H74ZM124 196H125V193H124ZM124 196H123V197H124ZM202 196H203V195H202ZM263 196H264V195H263ZM31 197H32V196H31ZM31 197H30V198H31ZM35 197H36V196H35ZM72 197H73V195H72ZM81 197H82V196H81ZM157 197L159 198V196H157ZM205 197H206V196H205ZM5 198H8V197H5ZM9 198L6 199V200L3 198V200H4V201H8V200L11 199V198H10V199H9ZM25 198H26V197H25ZM41 198H42V197H41ZM44 198H45V197H43V199H44ZM47 198H48V197H47ZM51 198H52V197H51ZM54 198H55V197H54ZM198 198H200V197L198 196ZM21 199H23V198H21ZM21 199H20V200H21ZM58 199H59V198H58ZM68 199H69V197H68ZM134 199H135V198H134ZM203 199H204V198H203ZM203 199H202V201H204ZM208 199H209V198H208ZM14 200H15V199H14ZM23 200H24V199H23ZM37 200H38V199H37ZM52 200H53V198H52ZM60 200H61V197H60ZM69 200H70V199H69ZM73 200H74V199L70 200V202H71V204H70V203H68V201H67V202H64V200H63V198H62V201H63L64 203H66V204H65V207L63 206L64 203H61V201H60V203H61V205H62L65 209H67V208H68V207H66L67 203L69 204L68 206H74V205L72 204V201H73ZM129 200H130V199H129ZM138 200H140V199H138ZM138 200H137V201H138ZM200 200H201V199H200ZM53 201H54V200H53ZM57 201H58V200H56L55 202H57ZM95 201H96V200H95ZM118 201H119V200H118ZM137 201H136V202H137ZM141 201H142V200H141ZM165 201H166V200H165ZM168 201H169V200H168ZM15 202H16V201H15ZM30 202H31V201H30ZM34 202H35V201H34ZM37 202H38V201H37ZM43 202H46V201H43ZM43 202H42V203H43ZM58 202H59V201H58ZM58 202H57V203H58ZM73 202H75V201H73ZM80 202H81V201H80ZM97 202H98V201H97ZM130 202H131V201H130ZM134 202H135V201H134ZM134 202H133V203H134ZM136 202H135V203H136ZM206 202H207V201H206ZM211 202H212V201H211ZM75 203H76V202H75ZM131 203H132V202H131ZM131 203H130V204H131ZM135 203H134V204H135ZM169 203H170V202H169ZM2 204H3V203H2ZM12 204H13V203H12ZM40 204H41V203H40ZM50 204H52V203H50ZM82 204H83V203H82ZM95 204H96V203H95ZM125 204H127V203L125 202ZM17 205H18V204H17ZM22 205H23V204H22ZM35 205H36V203H35ZM52 205L54 206V204H52ZM96 205H97V204H96ZM127 205H128V204H127ZM132 205H133V204H132ZM15 206H16V205H15ZM31 206H32L31 208H33V205H31ZM36 206H38V205H36ZM41 206H42V204H41ZM55 206H56V205H55ZM170 206H171V204H170ZM2 207H3V206H2ZM50 207H51V206H50ZM57 207H58V206H57ZM74 207H75V206H74ZM76 207H77V206H76ZM80 207H81V205H80ZM218 207H219V206H218ZM7 208L10 209L8 206H6V208H5L6 211H8ZM18 208H19V206H18ZM20 208H21V207H20ZM42 208H43V207H42ZM59 208H62V207H59ZM59 208H58V209H59ZM64 208H62V209L64 210ZM70 208H71V207H70ZM77 208H78V207H77ZM125 208H127V207L125 206ZM132 208H133V207H132ZM3 209H4V208H3ZM12 209H13V208H12ZM21 209H22V211H23V210L25 209V207H24V209H23V208H21ZM45 209H46V208H45ZM58 209L56 210V212L54 211V213H57L58 211H61V210H62V209H61V210H58ZM71 209L73 210L74 208H71ZM129 209H130V208H129ZM129 209H128V210H129ZM137 209H138V208H137ZM169 209H170V208H169ZM5 210H4V211H5ZM14 210H15V209H14ZM36 210L38 211V209L35 208V212H36ZM43 210H44V209H43ZM43 210H42V211H43ZM51 210H52V209H51ZM63 210H62V214H63ZM72 210H70L69 213H72ZM74 210H75V209H74ZM74 210H73V211H74ZM12 211H13V210H12ZM16 211H17V210H16ZM20 211H21V210H20ZM22 211H21V213H22ZM27 211H28V210H27ZM27 211H26V212H27ZM33 211H34V210H33ZM52 211H53V210H52ZM64 211H65V212H68V211H69V208H68V211H66V210H64ZM135 211L137 212V210H135ZM171 211H172V210H171ZM173 211H174V210H173ZM1 212H2V211H1ZM1 212H0V215H1ZM29 212H30V211H29ZM31 212H32V211H31ZM31 212H30V213H31ZM38 212H40V211H38ZM38 212H37V214H40V213H38ZM46 212L48 213L49 211H46ZM46 212H45V215H46ZM74 212H75V211H74ZM129 212H130V211H129ZM16 213H17V215H18V212H16ZM33 213H34V212H33ZM49 213H51V212H49ZM69 213H68V214H69ZM76 213H77V212H76ZM123 213H126V212H123ZM127 213H128V212H127ZM139 213H140V211H139ZM6 214H7V213H6ZM27 214H28V213H27ZM37 214H36V215H37ZM59 214H60V213H58V216H60ZM62 214H61V216H62ZM64 214H67V213H64ZM64 214H63V215H64ZM130 214H131V213H130ZM133 214H136V213H133ZM144 214H145V213H142V215H144ZM173 214H174V213H173ZM250 214H251V213H250ZM31 215H32V213H31L29 216H31ZM45 215H44V218H43V219H46ZM50 215H51V214H50ZM53 215H57V214H52L51 216H53ZM136 215H137V214H136ZM178 215H179V214H178ZM7 216H8V215H7ZM18 216H19V215H18ZM18 216H17L16 218H18ZM33 216H34V215H33ZM33 216H32V217H33ZM38 216H39V215H38ZM61 216H60V217H57V218H59V220H60V219H61ZM71 216H72V215H71ZM131 216H133V215H131ZM2 217H3V216H2ZM4 217H5V216H4ZM27 217H28V216H27ZM32 217H31V218H32ZM39 217H41V216H39ZM39 217H37V219H39ZM42 217H43V216H42ZM48 217H50L49 214H48ZM53 217H54V216H53ZM55 217H56V216H55ZM128 217H129V216H128ZM145 217H146V216H145ZM147 217H149V216H147ZM147 217H146V218H147ZM6 218H7V217H6ZM28 218H30V217H28ZM62 218H63V217H62ZM64 218H65V217H64ZM197 218H198V217H197ZM33 219L35 220V216H34ZM37 219H36L35 221H38ZM43 219H42V220H43ZM55 219H56V218H55ZM137 219H138V218H137ZM200 219H201V218H200ZM5 220H6V219H5ZM10 220H11V219H10ZM17 220H19V219H17ZM30 220H31V219H30ZM46 220H47V219H46ZM135 220H136V219H135ZM142 220H143V219H142ZM146 220H147V219H146ZM184 220H185V219H184ZM23 221H24V220H23ZM39 221H41V219H39ZM49 221L51 222V224H53L52 222H54V221L56 222V221H58V219H57V220H51V219L49 218ZM188 221H189V220H188ZM2 222H3V221H2ZM11 222H12V221H11ZM27 222H28V221H27ZM29 222H30L29 224L32 225V222H31V221H29ZM46 222H47V221H46ZM118 222H119V221H118ZM120 222H121V220H120ZM133 222H134V221H133ZM180 222H181V221H180ZM24 223H25V222H24ZM38 223H39V222H38ZM43 223H45L44 220H43ZM47 223H48V222H47ZM116 223H117V222H116ZM143 223H144V222H143ZM12 224H13V223H12ZM16 224H18V222H17ZM16 224H15V225H16ZM35 224H36V223H35ZM51 224H48V226H47V224H44V226H42V225H41V226L44 227V228H45V227L49 228V225H51ZM187 224H188V223H187ZM33 225H34V224H33ZM45 225H46V226H45ZM113 225H114V224H113ZM145 225H146V224H145ZM147 225H148V224H147ZM179 225H181V224H179ZM183 225H184V224H183ZM52 226H53V225H52ZM52 226H51V227H52ZM188 226H189V225H188ZM196 226H198V225H196ZM4 227H5V225L3 226V228H4ZM6 227L9 228L8 225H6ZM6 227H5V228H6ZM15 227H16V226H15ZM27 227H28V226H27ZM32 227H33V226H32ZM86 227H87V226H86ZM86 227H85V228H86ZM199 227H200V226H199ZM47 228H45V231L48 230ZM88 228H89V226H88ZM191 228H193V227L190 226V229H191ZM244 228H245V227H244ZM10 229H11V228H10ZM19 229H21V228H19ZM25 229H26V227H25ZM42 229H43V228H42ZM42 229H41V230H42ZM50 229H51L52 231H51ZM50 229H49L50 232L53 233V232H54L53 227L50 228ZM193 229H195V228H193ZM193 229H192V230H193ZM3 230H4V229H3ZM17 230H18V229H16V231H17ZM28 230H29V229H28ZM32 230H34L35 235H36V231H35V230H37V229L34 228V229H32ZM4 231H5V230H4ZM12 231H13V230H12ZM12 231H11V232H12ZM20 231H21V230H20ZM23 231H24V230H23ZM37 231L39 232V230H37ZM86 231H87V230H86ZM86 231L84 230L85 233H86ZM144 231H145V230H144ZM147 231H148V230H147ZM185 231H186V229H185ZM13 232H14V231H13ZM17 232H18V231H17ZM17 232H16V233H17ZM25 232H26V231H25ZM47 232H48V231H47ZM50 232H49V235L51 234ZM90 232H91V231H90ZM189 232H190V231H189ZM242 232H243V231H242ZM0 233H1V232H0ZM3 233H4V236H5V232L2 231V234H3ZM7 233H8V232H7ZM18 233H19V232H18ZM39 233H40V232H39ZM148 233H149V232H148ZM193 233H195V231H193ZM193 233H192V234H193ZM197 233H198V232H197ZM238 233H239V232H238ZM8 234H9V233H8ZM40 234H41V233H40ZM40 234L37 233L38 236H39ZM86 234H88V233H86ZM20 235H21V232H20ZM25 235H26V234H25ZM37 235H36V236H37ZM42 235H43V234H42ZM42 235H41V238H42ZM46 235H48V233H47ZM229 235H230V234H229ZM0 236H1V235H0ZM4 236H1L0 238L3 239ZM16 236H17V235H16ZM36 236H35V238H36ZM38 236H37V237H38ZM51 236H52V235H51ZM186 236H187V234H186ZM226 236H228V234H226ZM11 237H13V236L11 235ZM11 237H10V239H12ZM49 237H50V236H49ZM190 237H191V235H190ZM5 238H6V237H5ZM7 238H8V236H7ZM16 238H17V237H16ZM31 238H32V237H31ZM31 238H30V239H31ZM38 238H39V237H38ZM45 238L47 239L48 237H45ZM193 238H194V237H193ZM22 239L26 240L24 237H23ZM33 239H34V238H33ZM36 239H37V238H36ZM36 239H35V240H36ZM42 239H43V238H42ZM48 239H50V238H48ZM190 239H191V238H190ZM222 239H224V238H222ZM4 240H5V239H4ZM24 240H23V241H24ZM39 240H40V238H39ZM208 240H209V239H208ZM220 240H221V239H220ZM7 241H10L9 243H11V244H12V242H13V240H9V239H7ZM7 241H6V244H9ZM32 241H33V242H32ZM32 241H31V242L33 243L32 246L35 247V245L37 244L38 241H37V240H36L37 242L34 241V240H32ZM43 241H45V239H43ZM46 241H47V240H46ZM54 241H55V240H54ZM60 241H61V240H60ZM146 241H147V239H146ZM191 241H192V240H191ZM3 242H4V241H3ZM21 242H22V241H21ZM24 242H25V241H24ZM34 242H35V243H34ZM50 242H51V241H50ZM127 242H128V241H127ZM187 242H188V241H187ZM204 242H205V241H204ZM204 242H203V243H204ZM206 242H207V241H206ZM4 243H5V242H4ZM4 243H3V244H4ZM38 243H39V242H38ZM48 243H49V242H47V244H48ZM56 243H57V242H56ZM188 243H189V242H188ZM44 244H45V243H44ZM191 244H192V243H191ZM9 245H10V244H9ZM24 245H27V243L24 244ZM24 245H23V246H24ZM29 245H30V244H29ZM51 245H53V244H51ZM147 245H148V244H147ZM150 245H151V244H150ZM192 245H193V244H192ZM199 245H200V244H199ZM4 246H5V245H3V247H4ZM7 246H8V245H7ZM27 246H28V245H27ZM27 246H26V248L28 249L29 246H28V247H27ZM30 246H31V245H30ZM32 246H31V247H32ZM42 246H43V245H42ZM53 246H54V245H53ZM194 246H195V245H194ZM3 247H2V249H3ZM12 247H13V246H12ZM12 247L9 246L8 249H10V248H12ZM21 247H22V246H21ZM24 247H25V246H24ZM31 247H30V248H31ZM43 247H44V246H43ZM5 248H6V246H5ZM26 248H24V249L26 250V253H27L28 251H27ZM201 248H202V247H201ZM0 249H1V247H0ZM12 249H13V248H12ZM12 249H11V250H12ZM14 249H15V248H14ZM16 249H18V248L16 247ZM20 249H22V248H20ZM20 249H19V251H20ZM36 249H37V250H36ZM187 249L189 250V246H188ZM199 249H200V248H199ZM205 249H206V248H205ZM30 250H31V249H30ZM30 250H29V251H30ZM38 250H39V248L36 247L34 251L36 252V251H38ZM192 250H193V249H192ZM194 250H195V249H194ZM196 250H197V249H196ZM211 250H212V249H211ZM211 250H210V251H211ZM7 251H8V250H6V253L9 254ZM12 251H13V253H14V250H12ZM12 251H11V252H12ZM31 251H32V250H31ZM208 251H209V250H208ZM4 252H5V251H4ZM20 252L22 253V255H23V252L25 253V251H24L23 249H22V251H20ZM20 252L18 253V258H20V257L22 256V255H20V257H19ZM39 252H40V251H39ZM41 252L43 253V252H46V251H43V250H42ZM41 252H40L39 254H41ZM88 252H89V251H88ZM98 252H99V251H98ZM98 252H97L96 254H98ZM146 252H147V251H146ZM146 252H145V253H146ZM148 252H150V251H148ZM211 252H212V251H211ZM0 253H1V252H0ZM6 253H3V251H2V253H1V255L3 254L2 257H3ZM28 253H29V252H28ZM31 253H32V252H31ZM36 253H38V252H36ZM91 253H92V252H91ZM10 254H11V256H15L16 252H15L14 255H13L12 253H10ZM32 254H33V253H32ZM34 254H35V253H34ZM43 254H44V253H43ZM25 255H26V258L32 256V255L29 256L30 254H29V255H28V254H25ZM25 255H24V256H25ZM27 255H28V256H27ZM45 255H46V254H45ZM45 255H44V256H45ZM74 255H75V254H74ZM88 255H89V254H88ZM5 256H6V255H5ZM7 256H8V255H7ZM35 256H38V255H34V257H35ZM46 256H47V255H46ZM49 256H50V255H48L47 258H49ZM51 256H52V255H51ZM72 256H73V255H72ZM9 257H10V255L8 256V259H7L6 257H3L4 260H5V262H6L7 264H9V263H8V262H9V261H8V260H9ZM73 257H74V261H75V256H73ZM187 257H188V256H187ZM191 257H192V256H191ZM0 258H1V257H0ZM15 258H16V257H15ZM37 258H38V257H37ZM40 258L42 259L41 255H40ZM44 258H46V257H43V259H42V260H43V263H44ZM76 258H77V257H76ZM6 259H7L8 262L6 261ZM12 259L14 260V258L10 257V260H12ZM23 259H25V257L22 258V260H23ZM88 259H89V258H88ZM94 259H95V258H94ZM146 259H147V258H146ZM146 259H145V261H146ZM2 260H3V259H2ZM26 260L28 261L29 259H25V260H23V262L26 261ZM38 260H39V259H38ZM45 260H46V259H45ZM71 260H73V259H71ZM84 260H85V259H84ZM99 260H100V259H99ZM141 260H142V259H141ZM16 261L18 262L19 260L16 259L15 262H16ZM20 261H21V259H20ZM31 261H33V260H31ZM31 261L29 260V262H31ZM48 261H49V260H48ZM81 261H82V260H81ZM188 261H189V258H188ZM191 261H192V260H191ZM1 262H2V261L0 260V263H1ZM5 262H4V264H6ZM23 262L21 261L22 264H23ZM29 262H25V263L29 264ZM35 262H36V261H35ZM35 262H33V263L35 264ZM50 262H51V261H50ZM78 262H80V261L78 260ZM11 263H12V262H11ZM18 263H19V262H18ZM36 263H39V264H40V262H36ZM51 263H52V262H51ZM56 263H58V262H56ZM83 263L85 264V261H83ZM86 263H87V261H86ZM31 264H32V263H31ZM41 264H42V263H41ZM45 264H47V263H45ZM78 264H79V263H78ZM80 264H81V262H80ZM88 264H89V263H88ZM94 264H97V262L95 263V261H94ZM139 264H140V263H139ZM141 264H142V263H141ZM188 264H189V263H188Z\"/></svg>",
  "mask_w": 264,
  "mask_h": 264
}]
</instances>
